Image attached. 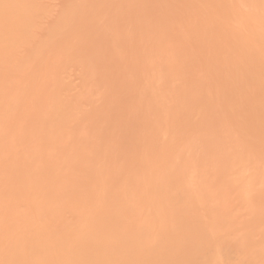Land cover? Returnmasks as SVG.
I'll list each match as a JSON object with an SVG mask.
<instances>
[{
    "label": "bare ground",
    "instance_id": "obj_1",
    "mask_svg": "<svg viewBox=\"0 0 264 264\" xmlns=\"http://www.w3.org/2000/svg\"><path fill=\"white\" fill-rule=\"evenodd\" d=\"M38 1L39 0H0V264H234L236 260L239 261V262L236 261V264L237 263L238 264H240V263L241 264H244V263L245 264H258L259 263L260 264L261 262H262V264H264L263 263L264 260H262V259H264V257L262 256V255H264V253H263L264 252V240H263L264 236H263V239L260 238V237H262L261 234H264L263 233L264 228H263V226L262 227L261 226L256 227V225H260V223H262V225H264L263 224L264 220L262 222L260 220V219L264 218V210L260 211L264 206L261 209H259L260 202H259V204H257L258 207H257L256 203L255 204L252 203L253 200L255 201V198H256V202H257L258 197H259V199L260 198L264 199V189L262 191H260L262 188L259 189V187H261L262 185L264 186V174H263L264 168H262V167H264V157L261 156V158H260V157H258V156H260V154L258 156L256 155L255 158H257V159L259 158L261 160L256 159L254 161L253 155L257 154V152L255 153V151H254L253 152L254 154H252V150H254L258 146H256L255 148H254V146H252L254 148V149L250 150L252 155L249 154L250 153V151H248L249 148L247 150V147H246V144L248 143V145H249V142H250V145L251 144L253 145V142H255V145H257L256 144L257 142L255 140L257 138H258L257 141H259V140L262 141V138L260 139V137H263V139H264V135L261 136L262 134H264L263 133L264 129H262L263 132L261 130L262 126L264 127V81H262L263 79L261 80L263 83L258 81L260 79L259 73L263 74L262 78L264 77V73H262L264 71L261 72V69L262 68L264 69V0H247V1L239 0L241 4L239 3L238 0H233L232 2L236 1L238 4H240V5H238L237 3L236 4L233 3V5L235 4V6L232 5L230 0H222V1L221 0H203L201 2L199 0H195L196 2H194V1L192 2L190 0L192 2V4L193 3L197 4V1H198V5L200 3L201 7L203 5L202 2L205 3V1H206V5H204L205 7H213V9L218 8V7H221L220 3L223 6V8H221L223 10V12L218 8L222 12V14L217 12L221 15H218L217 13H215L216 12V10H215L213 16H210L212 14H210V15L208 14L209 16H207L206 12L211 13V11H212V13H213L214 10L211 8L212 10L209 11L210 9L206 8V9H208V10H206L205 7L204 8L202 7L201 9H199L200 5L199 6L196 5L198 7L197 8L198 12H200L199 10L204 9L203 11L206 10L204 12L205 14H203L202 11H201L202 15L199 13L194 14L193 12H195V11L193 9H192L193 12H190V13H193L194 16H196L197 14L203 16V17H201V16L197 17L199 15L196 16V18H199V19L201 18L200 20H198V21H201V23H203L202 19L206 20L205 18L206 17L208 18L209 23L206 22L207 23L206 24L205 21H204V23H205L206 27L208 26L207 27L208 30H206L207 31L206 33H209L208 34L209 37H206V38L204 37V38H205V40L210 39V41L212 43L214 42L215 44L214 43L213 44L216 46H212L209 44V46H207V47L212 46V48H215V49L219 48L218 49V57H215L217 55H215V53H214L215 51L213 52V55H215L214 58H212L213 55L210 52L212 48H210V51H209L211 53V56L209 55L210 53L206 54L205 52H203V50H202V52L200 51L201 53L206 54V55L204 54L206 56V58H208L209 56L212 59L216 58L214 60V62L217 63V61H216L217 58H219L221 56L219 54H221V52L225 53L222 51L223 49L221 50L220 48H223L225 46V42L229 43L230 38L232 40V39H234L232 37H235L236 39H234V40H237V42L239 40H240L239 42H241V41L243 42V40L245 41V39L247 40L246 41L247 45H246V42H245V44H244V42H243V44H242V42L241 43L238 42L239 44L238 45L236 44L237 46H235V48L241 47V49H243L242 51H244V52H242V54H245V55L244 56L241 55V53H240L241 51L238 52L241 49L238 48V50H236L238 53V56L241 55V56H239L240 58L238 59L237 54H235L236 51H233V53H231L228 46H226L228 48L227 49L225 47L226 50H229L228 53H231L233 55L231 58L229 57L230 58V60H229L226 53L224 54V57L222 54V59H220V58L219 59L224 63V65H222V64L221 65L223 67L226 66L227 69L228 68H230V69L227 71V70H224L225 68H222L221 71L224 70V71L228 72V73L225 72V74H229V73L231 74L232 73L231 75H233L235 77L237 73L239 74L240 72H242V70H244V71H246L244 74H248V77H250L252 74V77H253V73H255L254 71L261 68L260 72H259V70L256 71L257 76L259 75V77H255V76L254 77L258 79L257 82H260V84H262V86H260L259 83H255V84H258L257 88H259V89L255 88V86H256L255 84H254V89H255V91L257 89L258 92H254V89H253V91L251 90L255 94L258 93V96H256V97H255V95H253L254 98H257V99L252 100V99L248 98V96L249 97H251V96L248 95L249 94L248 92H247L248 94H246L245 90L241 92V94L244 93L243 96H245V95L247 96V98L245 96L247 101H249L248 99H250L249 103L246 101V104L244 101L245 98H243V96L240 95V92L236 94V91H235V86L237 85L236 80H238L239 75H241L240 78L242 77V79H243L244 78L242 76L243 73L242 74L240 73L239 75L237 74V76H238V78L236 77L237 79L233 78L231 76L233 79V82L231 81V79H228L229 75H228V78H226L227 75L222 74V75H225L224 80L227 79L225 81L226 83H229V82H231L232 84L235 83V85H232L234 88L233 91H235L236 97L239 94V96H241V98H242V99L239 98V96H238V98H235V100H234V98L233 99L231 98L233 100V102H232V100L229 99L230 98L229 95L232 94V93H230L231 90H229V89H231L230 88L231 86L228 84L226 86L225 82L221 78V81H223L224 86H226V87L229 86L228 87L229 89H226L229 91V95H228V92L227 91L225 92V89L223 91V89L221 88V86L223 85L222 82L220 83V84H222L221 86L218 84V80L220 82V78H219L220 76L217 77V78H219L217 80L216 75L215 76L213 75L217 81L215 82V79H213L214 77L212 78L213 79L212 81H214V83H216V85L218 84L224 93L220 90V88H218V90H217L216 87H218V85L217 86L214 85L216 88L215 90L218 92L220 91L219 93H223V94L227 93L225 95V97L229 96V98L227 100H229L231 103H235V104H230L229 101L226 102V99L222 98V97H224V96H222L223 94L220 95L218 93L220 95V97H219L217 95V93L215 92L216 93L215 97H217L220 102H222V103L226 102L225 104H222V106L218 102L219 103L218 105H220V109L217 106V102H216L217 98H215L216 101L215 100L213 101L212 95L210 96V98H207L209 96L206 97V95L210 94L209 92H212V94H215V93H213L215 90L211 89L212 91L208 92L207 90H205L206 89L205 87L209 88L212 86V85L208 86V83L211 84L212 81L209 80L207 77L209 75L212 77V75L210 74V70H209L210 67L212 69L215 65V67H219V69H220L222 66L220 67V65L218 66L216 63L211 62L213 60L208 62L207 59L205 58V56L204 55L202 56L201 54H200L201 57L197 56V55H192V56H195L193 58L199 57V58H197V60H199L198 62H200V63H197L198 66L196 65V63L194 65L190 64V63H194V61H196V59L193 60V58L191 56L194 48H192L193 49L192 50L190 45H187L189 48H188V51L186 52V48L185 47L183 48L181 45V44H183L184 41L189 42L187 39H190L191 35H190V33H188V37H187V34H185V33H187L186 32L187 29H186V31L183 30L185 32V33L183 32V34L186 35L184 37L185 38L187 37L186 40L184 38V40H182L181 42H178V40H181V39H179V37H178L179 32H177L176 30H178V28L183 26V24L185 23L183 21H186L184 19L187 18V15H189L188 13L187 14L185 13L184 14L185 16L184 15L181 16V15H179V12H181V11H179L178 13L173 12L174 14L181 16V17H178V16L176 17L172 13L173 16L176 17V18L174 17L175 20L177 18H179V22H178V19L176 20L178 22V24L182 20H183L182 21L183 24H179L180 25V27H179L177 22H176V24H175L176 26L175 25L173 26L172 24L175 23V21L173 20L174 23H171V26H169V25L167 26L168 28L171 27V30H172V27L173 28L175 27L173 29V31H170L169 30L170 28H169L168 34H162L161 32H164V30H163L164 28H163L161 30V32H159L163 36H166V35L169 36V34H170L169 32H172V36L175 35V37L177 38L176 41L171 42L172 40H175V37L174 36L172 37L170 35L169 39H168L169 42H168V40L166 41V39H167L166 37L163 38L161 36L163 39L166 38L164 41L168 42L170 45L175 44L174 42L178 43L177 45L175 44V47L177 46L176 48L174 47V45L173 46L167 45L169 48H171V47H173V48L169 49V51L171 52L170 53L168 51V49H167L168 47H167L165 49V50H167L165 52V54L168 55V53H169L173 57H174V55L178 56L179 53L181 54V52L178 51L181 48L183 53H184L183 57L186 56V57H184L186 59L176 56L175 59L172 58V60L174 59L173 60L174 62L171 63L169 60L165 59L166 57L165 58H164V56L162 57V55L160 54L161 50L159 48H158L159 52H157L156 46L158 43H154L152 40L147 39L148 35L150 33H152L153 31L155 32L154 28L151 31L152 26H154L155 28L158 29L160 27V25L161 26L163 25V24H161V23H163V20L167 19V18H164L162 20L160 18L162 20L161 23L159 24V21L157 22V20H159L158 14L161 12V10L159 8L162 9V5L164 7V4L161 5V3L163 1H167V0H161L162 2L158 0L160 2L161 6H157V5H159V2H157V5H156L157 0L156 1L150 0L151 4H148L149 0H146V2L148 1L146 4H143L144 3L143 0H141V1L131 0L132 3L134 2L133 4L135 5V8L138 7V6H136L135 2H139V3L141 2L142 7L149 5L147 7L148 11H147V9L143 8V10L145 9L144 10L145 12L150 13V15H149V13H147V15H149V16H147L146 13H144V16H142V14H141L142 12L140 13V11H141L140 5L141 4L139 5V9H138L140 14L135 13L136 10H134L135 12L134 11L132 12V8L134 5L131 4L130 0H118V1L117 0H115V1L114 0L113 1L112 0H71V2H69L68 0H64V3L69 2V3H67V5H69L70 3L71 4L69 6H67V8L64 12L62 11V9L66 7V4L62 3L60 5L62 7L65 5V7L60 8L61 10H59V12L61 11V13H59V14H61V15L59 17L57 16L58 13H56V15H55V12L52 13L51 12L52 10H50L52 8L48 7L49 3L47 5L46 1L49 2L50 0H42L45 2V4L47 6H44L45 4L43 5L44 2H42L41 0L40 1L42 3L39 1L40 6H38V4H39ZM125 1L126 2L130 1V4H129V2L127 3L128 7H127V5L124 4V3H126ZM154 1H155L156 6H154V4H153ZM170 1L172 2V0H169L167 3L169 4ZM176 1H179V0H175V3L177 5L178 3ZM180 1H179V3H181ZM217 1L218 2L221 1L218 4L220 6H218V7H217V5H215V2H217ZM227 1H229L231 4L228 3ZM112 2H114V4L116 6L119 4L117 6V8L115 7L114 4H111ZM183 2H186V3H181V4H183L182 5L183 7L182 6L181 7L182 8H185V7L188 8V6L186 5L188 1L183 0ZM246 2L247 3L249 2L247 4L248 6L245 5ZM167 3H165V4L167 5ZM152 4H153V6H152ZM170 4H169L170 7H168L166 10L163 8V10L165 11L164 12L162 10L163 13H166L167 10L169 11V13L172 12L170 10L172 9V6L174 8L175 4L172 3V6ZM192 4L190 5V2L188 3L189 6H193ZM41 5H43V6L41 7ZM166 5H165V7H166ZM176 5H175V7H176ZM184 5H186V6H184ZM236 5H238V6H236ZM241 5H243V7L246 6L248 8H251V10H249V12H252V13H248V8L246 10L244 9V11H246V12L242 11L243 9L241 10V8H240ZM131 6H132V8H131ZM231 6H233V7H231ZM250 6H253V7H250ZM126 7H127L128 12L131 13V16L129 15V13H126L127 10H124V8H126ZM149 7L153 10H151ZM153 7H155V8L159 7L158 8L159 10L157 12H159V11L160 12L157 15H156L157 12H155L157 9H155ZM39 8L41 9L40 15H41V13H43V15H44L47 12V14H45L44 18H43V15H41L42 16L41 17L38 14ZM46 8H49V9L44 10ZM128 8H130V9H128ZM194 8L196 9V7H194ZM176 9L179 10L177 7H176ZM176 9H172V10L176 11ZM42 10H44V11H42ZM130 10H131V12H130ZM185 10H183V13ZM192 10L190 9V11H192ZM121 11H124V12H121ZM187 12H189V11H187ZM196 12H197V10H196ZM49 13L54 15V16L51 15L52 17L56 16L55 19L59 18V21H58V23L54 24L53 22H49V20H47L46 24H47V22H49V24L52 23L50 26H52L53 24L54 25L51 28H49L48 32L47 31L45 32L44 29L48 30V29H46L47 25H45L46 28H44V27H42L43 26L42 24H44L43 22H45L44 20L46 18L48 19L50 17ZM124 13L128 14L127 18L130 16L129 20H130V18L132 19V15L134 16V18L136 16H137L136 18H138V15H139L141 20H137V21H135V19L130 20V22L135 21L134 22V23H136L135 25H137L140 21L141 22H143V21L148 22V17L151 16V13L153 16L155 14L154 17L152 16L153 19H155V18H157V19L153 21V19H151V17L149 18L150 20H152V21L149 20L150 24L153 22L152 26L149 25L150 26V33L146 34L145 33L146 31L144 30L145 29L144 28L143 30H144L145 34H143V38L142 37L140 38L141 32H140L139 37L137 35L134 36L135 35L134 33L138 34L139 28H137V27L139 25H141V23L138 24L137 27L135 26L134 28H132V26H134L133 22L130 23V24H133L131 26L130 24H128L129 20L127 19L128 22H126L127 23V25H126L125 19H124V17L126 15ZM169 13H168V15H169ZM37 14H38V16H37ZM119 14H120V16H118ZM135 14H137V15H135ZM172 14H170V15H172ZM193 14L190 15V17H192ZM170 15L168 16V18L170 17ZM36 16L38 19L35 18ZM108 16L111 17L112 20L114 17L116 18L118 16L117 19L119 21L116 20L115 18H114L115 19L114 21H116V24L118 22L119 25H116L115 22H114L115 26L112 25L113 21L110 20L108 18ZM145 16L147 17L146 20H144L146 18ZM194 16H193L192 22L195 23V21H194L195 17ZM182 17L183 18L185 17V18L183 19ZM210 17L212 18L211 26L213 29L211 28V30H214L213 32L209 28L210 22H211V21H209V19L211 20ZM34 18L37 19L38 22L37 21L34 22V20H35ZM41 18L43 19L42 20L43 22H41L42 26H40V28L41 27L43 28V31H44L43 34L45 33L46 35H44V38L42 37L41 40H38L37 44L33 43L35 45H33V44L31 45L32 39H34V40L40 39L41 33L39 34L40 38L37 36H36L37 38L36 37H34V38L29 37V40H31V41H28L30 43L29 46L31 45L32 47L29 48V46H28L27 50L31 51V55H29V57H27V55L30 54V51L28 53V51L26 50L25 53L27 55L25 56L26 57L25 58L22 56V54H24L25 50H23V52H21V50H22L21 46L23 44H25L24 42L27 41L26 38L28 37V35H30L29 33H31V31H33L31 33V36H35L34 34H38V32H35L34 30H32V29H34L32 27H34L33 23L34 24L38 23V24H35V29H38V27L40 25L39 22H40ZM106 18H108V19H106ZM142 18H144V19H142ZM196 18H195V20H196ZM180 19H182V20H180ZM189 19H188V21H189ZM51 20H53L55 22L54 18L53 19L51 18ZM109 20L111 21V23L106 24V22ZM165 20H164V22L166 24H164V25H167L168 22H167V20L166 21ZM171 20H170V22H172ZM120 21H123L124 23L123 22L119 23ZM170 22H169V24H170ZM49 24H48V26H49ZM121 24L124 26L123 27L124 29H126L129 26L130 30L127 28V32L128 31L130 32L131 30H132V32L134 31V33L130 32V33L134 34L132 36V35H127L128 33L126 32V30L125 31L123 30L126 33V35L128 37H130L129 39H131V47L132 48L135 45L136 46L139 45V47L137 46V48L141 47V49H140L141 52H140L139 57L137 54L134 55V56H137V58L134 56H133L134 57L133 58L131 56L134 54V51L137 53V51L139 50V49L136 50V47H134L135 50L133 51V54L131 52L133 49L132 50L130 49L131 47L130 48L128 47L131 50L130 52L128 51L127 46H126V42L124 43V41L128 40L127 36H126L127 37L126 40L124 39L125 37L123 38V36H125V35H122V33L120 34V35H122L121 37L117 36L116 33L122 32L121 30L123 28L121 27L122 26ZM145 24H147V23H145ZM190 24L193 25L192 23H190ZM197 24H196V27H197ZM239 24L241 26H238ZM37 25H38V27H37ZM107 25L108 26L111 25L112 28L109 27L110 30H109V28L107 29L106 28ZM157 25H158V27H157ZM188 25L189 24L185 25V26H187L186 28H188ZM141 26H142V28L146 27L145 25H141ZM177 26H178V28H176ZM117 27H119V28H117ZM167 27H166V30H167ZM190 27H189V30H190ZM194 27H192V29L195 32L196 29ZM240 27H241V29L242 28L243 29L245 28V29L241 30V29H239ZM40 28H39V30H40ZM114 28H115V31H114ZM136 28H137L138 32L135 31ZM160 28H162V27H160ZM198 28H199V26H198ZM201 28H204V29H202V31L204 30L203 32L199 28V30L201 32V36L206 35V33L204 34V32H205V29H207V28H205L204 25H203V27L201 26ZM111 29H113L114 34L111 31ZM140 29H141V27H140ZM180 29H182V27ZM106 30L111 31L112 33L109 31L107 32ZM147 30H148V27H147ZM166 30L164 33H167ZM239 30H241V32ZM36 31H38V30H36ZM83 31H88V33L92 32V34H93V32H96V34H98L97 35L98 37H96V38H98L99 42L102 38H104V40L103 39L102 40L105 41V37L108 36L109 33H110V35L112 34L113 36H115V34H116V37H114L115 39L113 38L114 41L112 39V42L110 39H108V40H110V42L107 41V43H106V41L103 42L101 40V45L104 46V44H106V46H104L105 48L109 46L108 44H110V46H111V47L110 46L108 47L109 49H111V51L108 48H107L108 50L105 49V51H109V53L111 52L110 53V59L111 60L113 59V61L116 60L117 62L120 61L121 59L123 60L125 57L123 52L125 53L124 50L127 49L126 53H128V52H129V54L131 53V55L129 57H132V59L128 58V57L127 58L130 59V61H135V59H136L138 62V65L136 64L137 65L136 68L134 67L135 64L132 65L135 62L130 63L132 67L130 65H128L132 69L135 68V70H134L135 72L132 71L135 74V78L133 77L130 79V77H132L134 75L132 73V76H131L130 73H131L132 69L130 70V67H129V70H128V68L125 67V66H127V64L126 65L123 64L124 65L123 67H125V69L128 70V71L127 70L126 71L129 73H126L124 68L121 67L125 71L126 74L130 75V76L128 75L129 78H127L128 81L130 82V84H132V86H134L135 84L137 85V87L134 86L136 88V90L133 89L134 87L133 88L131 87V91H130L129 87L131 85L128 83V81H127V83L129 85H127V83L125 84V85H127V87L129 86L128 88L130 91V95L132 94L131 93L132 90L135 91L132 94L133 98L130 95H129L130 97L128 96V98H132V100L135 103L134 107L137 106V110L139 112V113L138 112L136 113L137 110H135L136 119H133L135 117L134 113H133L134 110H132L133 106L132 107H131V105H130V107L128 106L129 110L130 109L132 110L131 111L132 114L128 110V107L125 106L127 109L128 115L130 114V115L134 116V117L133 116L130 117L133 119L132 121L128 120V121H126L125 125H123V126H127L129 124L128 127L130 130L127 131L126 130L127 127L126 128L123 127L126 130L125 133L118 131L122 128V125H121L122 123H120V124L118 123V126L121 125L120 128L117 126L118 129L116 126L115 127L112 126V124H114V123L109 124L111 127H114L117 130H115L114 128L113 129L110 128L107 125V123H105L106 118H107L106 115H108V111L107 112L102 111L103 112L102 113L100 110V112L102 113L101 115H103L104 113L105 114L107 113L106 115H103L106 117V118L105 117L102 118V120L104 121V123H103V121L101 120V117H98L100 115V113H98L99 110L97 109L101 103V105L104 106V107L102 106L104 111L108 110V109L105 110V107L107 106V104H106L107 98H105L106 95H107L106 97H108V99H109V97H111V98L113 97V99H114V97H116V92L114 90L115 88L113 89L112 87H115L116 85H119L121 83L120 80L122 79V77H121V79H117V77L120 78V76H122V74L124 73L123 70L120 68V66H121L120 64H122V63L119 62L120 63L119 64L117 62H114L116 65L114 64V67H113V62H112L111 63L112 65L110 64L111 65L110 67L115 68V70L110 68L107 65L109 70L110 69L114 70V71H110L113 73V72H116V70H118L117 65L119 64L118 68L123 73H121V71L118 70L119 72L117 71L116 73H119V74L121 73V75L116 74V78L114 77L115 75L113 73V75H114L113 77L115 79L112 77V75H111L112 73L110 74L111 78H110V76H108L109 71L107 68H106L107 69L106 71H108L107 73H106V71L102 72V70H100V74L102 73L104 76H105V74H106V76H108V77L105 76V78L107 79L106 82H108V80H109V82L113 81V80L114 81L119 80V84L117 82L113 81L114 84L112 85V87H111L112 83L110 84L109 82H108V85L103 86L104 80H102L103 81V83H102L103 85H102L101 84L102 77H100L103 75L102 74L99 75L98 72H99V69L104 68L103 70H105L106 66H103V65L101 66V65H99V63L100 64L102 63L101 60H103V61L106 60V62H107V60L109 58L107 55H109V53L108 52L106 53L103 50L104 51L103 57H104L105 53L107 54V55L105 54V56H107V57H105L106 59L104 60V59H102V57H99V54L93 50V48L95 49V47H93L94 46L93 42L90 41V42H88V44L85 45L86 39L82 34ZM140 31H142V29ZM157 31H159V29ZM174 31H175V34L173 33ZM180 31H182V30H180ZM210 31L212 32V35H211ZM194 32L192 34H195ZM242 32L247 33V35L243 34ZM155 33H157V32H155ZM176 33H178V35H176ZM213 33L214 34L216 33L217 35L219 34V36L223 35L224 39L227 40V38H228V41L223 40L222 37H221L222 39L221 38L218 39V36L214 35ZM241 33L243 36L241 35ZM104 34H105V37H103ZM180 34H181V32H180ZM99 35L100 36L102 35L101 39L99 38ZM145 35H146V37H145ZM151 35H153L152 39L154 40V38H155L154 35H156V34L152 33ZM151 35H149V38ZM113 36H110V37H113ZM201 36L199 38H201ZM171 37H172V39H171ZM180 37H182V39H183L182 34ZM193 37H195V36H191L192 39H190V41L194 40ZM83 38L85 40L82 44H83V46H85V49H84V47H81V43H80ZM117 38H120L119 40H122V41L124 40L123 43L120 41L121 44H123L122 46L120 45V42H119V45L121 46L120 48L122 50L119 48L117 41L115 42V40ZM196 38L198 39L197 34H196L195 39ZM106 39H107V37H106ZM203 39H198V41L200 42ZM139 40H140V43L138 44ZM146 40H148L147 43L149 41H152L153 44L152 43L151 44L153 46L155 45L154 50H156V51L152 52V49L154 47L152 48V46H150V45L148 47ZM156 40H159V39L156 38L155 42H156ZM221 40H222L224 45L222 47H219V46H221V44L218 41H221ZM159 41L164 42L163 40H159ZM195 41L196 40H194V42ZM206 41L209 42V40H206ZM186 42H184V44H186ZM199 42H198V44H200L199 45L200 48L202 46L203 47L206 46V43H204L203 41H202V43H204V44L199 43ZM211 42H209V43H211ZM217 42L220 44L219 46H217L218 45V44H216ZM168 43H166V44H168ZM171 43H173V44H171ZM231 43L233 45H235V41H234V43L233 42H231ZM231 43L229 45H231ZM159 44H158V46H159ZM189 44H190V42H189ZM242 45L247 46V48L242 46ZM24 46H26V44L22 46L25 49L26 47H24ZM76 46H79L78 49L76 48ZM89 46H90V48H88ZM123 46L126 48H124ZM129 46H130V43H129ZM164 46H166V45H164ZM196 47H197V45L195 46V50L199 52L200 48L197 47L199 49V50H197ZM207 47L203 48V49H205L204 51H206L208 49ZM230 47H232V45ZM79 48H81V49H79ZM232 48L233 49L230 48L231 51L235 49L234 47H232ZM244 48H245V50L247 49L252 56L253 55L256 56V59H255V56L251 57V58L255 59V60L253 59L254 61L252 63L250 61L251 59H250V56L248 55V52L246 51V53H245ZM74 49L76 50L77 55L79 53H81V55H83V57L80 54L78 55L79 57H81V59L86 58V56H88L87 58L89 59L88 60L86 58L89 62L83 64V68L86 67V65H88V64H89V66L84 68V69L82 68L83 70H80V73H82L80 78H84V77L85 78L83 79V81H81V82H83L81 84V86L80 87L78 86L79 89L77 91H78V93L81 94V96L79 98H76V96H79L78 94H74L72 92V90L74 88H77V87H74L73 83L71 81H68L64 77V75H66V71H67L66 69L69 66L68 63L69 64L71 63L70 66L73 64L74 66H71L73 68V67H76V65H75V63L77 62L76 58L81 60L77 56H76V58L73 57L72 53H73ZM176 49H177L178 53H176L177 52ZM189 49H190V51H189ZM82 50L85 52L82 53ZM89 50H91V51H89ZM184 50L186 53L184 52ZM208 50L206 52H208ZM219 50H221L220 53H219ZM172 51H176L175 52L176 54L173 52V54H174L173 55ZM20 52L22 54H20ZM87 52H89L90 54H88ZM91 52H93V53H91ZM198 52H195V54ZM126 53H125V55H126ZM154 53L157 56L160 55L158 57V59H156V61L157 60H159V62L161 61L162 62L161 64L158 61L157 62L159 64H157V63L155 64V57L156 56H154ZM216 53H217V51H216ZM91 54L92 55L95 54V55H94V57L92 56L89 58V56ZM162 54H164V53H162ZM185 54H188V55H185ZM96 55H98V57L101 60H98V57ZM228 55H230V54H228ZM171 56L170 57L167 56V57L169 59H171ZM188 56L190 57L189 59L187 58ZM233 56H236V57H233ZM245 56H246V58L244 59ZM96 57H97V59H95ZM160 57L163 60L162 59L160 60L159 59ZM202 57H204L206 59L205 60L206 61L205 67H204V65L199 66V64L201 65V62L203 61ZM210 57L208 58L209 60H210ZM225 57H227V58L225 59ZM241 57H243L242 59L245 60L244 62H246L247 57H249V61L251 63V64L249 63L250 65L248 64V66L246 68L244 67V69H243L242 65H244L245 63L243 62V60H241ZM91 58L93 61H95V60L96 61L93 62L91 60ZM138 58H140V59H138ZM200 58H202V60ZM69 59L70 60L72 59L73 61H74V59H76V61L72 62V60L70 61ZM219 59H218V61L221 62ZM227 59L229 61V62L227 61L228 64H226L227 62L225 63V61ZM111 60L108 62H111ZM125 60H126V57H125ZM190 60H192V61H190ZM84 61L85 60H83L82 62L84 63ZM97 61L98 62L100 61V62L98 63ZM127 62L128 61H125L124 63H127ZM129 62H128V64H129ZM31 63H32V65H31ZM203 63H205V62H203ZM210 63H212L211 66H210ZM29 65L31 67H29ZM95 65H97L98 67L97 66L95 67ZM70 66H69V68H71ZM189 66H192V67H189ZM206 66H207V68H206ZM258 66H260V67H258ZM65 67H66V69H63ZM199 67L200 68L202 67V68L199 69ZM203 67L205 70L203 69ZM69 68H68V71H69ZM96 68H97V71H95ZM191 68L194 69V74H193V71L191 72V70H192ZM196 68H198L199 71H197L198 69H196ZM202 69H203V71H202ZM219 69L216 70V72L219 71ZM64 70H65V72H64ZM78 70H79V68H78ZM81 71H84V72H81ZM214 71L211 70V73L213 74ZM224 71L222 73H224ZM197 72H199V73L201 72L202 75L204 73V76H201V74H200L198 77ZM125 73L123 76H125ZM61 74H64V75L60 76ZM215 74H219V73H215ZM95 75L99 76L101 79L99 77H96ZM104 76H103V78H104ZM186 76H189V77H186ZM60 77H62V78H60ZM194 77H198L197 78L198 80ZM248 77H245L243 80L247 79ZM252 77H250V79L248 78L249 80L246 81V82L249 81V84H247L245 81L242 80L241 85L244 86L247 84L246 86L248 88V85H250V82H251V86H252V84H253ZM94 78L97 80V82L95 81V83H94V80H95ZM191 78L195 79V81ZM124 79L127 80L125 77H124ZM183 79H185V81H183ZM200 79H203L202 82L199 81ZM64 80H67V81H64ZM190 80H192V81H190ZM208 80H209V82H207ZM255 80L256 79H254V82H256ZM90 81H92V83ZM99 81H101V82H99ZM62 82H64V83H62ZM89 82H90V85H89ZM192 82L193 83L195 82L194 86L196 84L200 83L201 85H199L200 86L199 89H197L198 85H196V88H195L196 91H194V89H193L194 87H193V85H191V84H193ZM238 82L240 84L239 80H238ZM242 82H244L246 84L243 85ZM68 83L71 85H69ZM97 83H99V84H97ZM124 83H125V81H124ZM124 83L122 81V84H124ZM137 83L139 84V86ZM182 83L183 84L186 83L185 84L186 86L185 85H183V86L187 89V91L185 88H183ZM65 84H67V85L65 86ZM84 84H85V86H87L86 89H83V88H85ZM91 84L92 85L97 84V85L92 86ZM100 84L106 88H107V86H108V88L111 87L112 90H114V92H115V96L109 95V94L113 93L111 91V89H109V90L112 93L109 92V90H108L107 91L108 94L106 92L99 94L101 89H102L101 92H103V90H104L102 87H101V89L98 88V90L100 89L99 92H98V90H95V92H94V87L97 88V86ZM188 84H190L191 86H188ZM125 85H121V86L119 85L120 89L122 87V90L127 89V91H128V88ZM241 85H240V87L243 89V87ZM67 86H68V92H70V94H67V95H69V97L66 95V93H68L67 88H66ZM71 86H73V87H71ZM90 86L93 88H89ZM124 86H125V88H124ZM224 86H222V87H224ZM246 86L244 88H246ZM69 87H71V89ZM81 87H83V88H81ZM116 87L118 88V86H116ZM65 88H66V90H65L66 92L63 93ZM88 88L90 91L89 90L85 91ZM188 88H190V89H188ZM202 88L203 89L205 88L204 90L209 94L206 93V95H205V91L203 92L201 90ZM238 88H239V85H238ZM252 88H250V89H252ZM82 89L84 90V92ZM240 89H237V90H240ZM80 90H82V91H80ZM188 90L190 91V93L193 92L195 97H196V94L198 93L197 90L204 93V94H200V92L198 93L202 96L201 105L203 107L201 105H199L201 108L198 107V109H197L196 102H194L195 98H194V96L192 97L191 94L190 95L188 94L189 93ZM209 90H210V88H209ZM91 91H93V92H91ZM96 91L98 92L99 95H104L105 102H104V99H102L103 100L102 102H104V103H102V102L97 103L98 107H97V104H95L96 105V110H95L93 108V104H94L92 102L93 100L92 99L89 100V98H92L93 96L88 98V93L91 92V93H93L92 95L96 96L97 95ZM72 93L75 95V97L72 96ZM91 93H89V94H91ZM63 94H65L64 97H63ZM121 94L123 95V92ZM117 95H119L121 97V95L119 94V90H118ZM124 95H125V93H124ZM119 96H117V97H119ZM203 96L205 99L203 98ZM233 96H234V94H232V97ZM122 97L125 98L126 96H122ZM191 97L194 98L193 101H192V99H190ZM206 98L211 99L213 102L212 101L210 102L209 100L207 102ZM115 99H117V100H113V101L117 102L119 98H115ZM127 99H125V101ZM203 99L206 100V102H204ZM221 99H224V100L222 101ZM87 100L89 102H92V104L89 103ZM111 100L112 99H109V103L107 102L109 105H110V103L111 104L114 103ZM80 101L85 103V104H83V109H85L86 106L89 107V104H91V106L89 108H90V110L93 109V111H95V112L91 113L92 110L91 111L87 110V107L85 110L89 111V115L91 114L89 117H92L93 119L95 117L94 116L95 113L99 114L98 116H96V119L98 117L100 119V121H102V123H103L102 128H100L101 124L99 125L100 127H98V124L96 125V123H99L98 119H97L98 120V122H97V120L95 121L92 118L88 119V116L82 114V112L80 111V108H79ZM122 101L123 102H121V101L120 102L123 104L127 103V102L124 103V100H122ZM252 101H254V103ZM202 102H204V103H202ZM251 102L253 104H251ZM121 103H118V105ZM129 103H127V105H129ZM191 103H193L192 106L193 107L195 106L197 111L199 109H201V111H202L204 108L206 109L207 107H209V109L211 110V111L208 110V108H207L208 112L204 110L206 113V114L204 113V116H203V114L202 115L200 114L204 111L200 112V110H199L197 113L195 110V107L192 111V113H194L195 118L198 117L200 119L202 116V119H203V121H201L202 123L199 121V124L200 123L202 124V125L200 124V126H199L200 130L197 128L198 127L197 125H199V124H197L198 120H199L198 118H196L197 122L195 121L197 127H194L195 123L193 126V128H194L193 131L195 132L196 129H197L196 131L199 130L197 133L199 135H193V131L190 129V127L192 128V126L189 127V129L192 131V133L191 132L189 133L191 135H189L188 133L184 134L185 131H190L188 129H183L180 126L184 130V132H183L182 129H174L173 125L171 126L173 121L176 122L175 126H179L180 125V124L178 125L179 121L184 120V123L186 124V122L190 123L194 119L192 116L191 117L192 119L190 118L191 120H189L188 117H190L191 115L187 116L188 114L191 113V110L193 108L190 105ZM209 103H211L210 106H207V107L204 106L205 104L209 105ZM212 103L216 104L215 106L218 108V110H222L221 108L224 105L223 109H225L227 107L229 111L230 110H231V112L233 111L232 112L233 115H232L231 112L229 113V111L225 109L227 111L228 115L229 114L232 115V116L230 115V117L235 116V114H237V113L239 115L240 109H242L240 107L244 108L243 104H245V105H247V103L250 104L251 106L247 105L248 106L247 111L245 110L248 114L245 113V111H243V110H242L243 112H241V115L243 113L242 116L246 115V117L248 119V120L246 119L243 121V119H245L243 117V119L240 121L242 123L241 125L244 124L243 125V131L240 130V127L242 128L241 125L239 127L240 122L235 120L236 118L233 117V119L239 123L238 124L233 119H231L229 116H228L229 117L228 119L230 121L231 120L234 121V123H232V124H235V123L238 124V126L237 125H234V126L236 127V129L238 127L240 134H239V132L233 133L234 129L232 131H229L232 128H234L232 126V124H231L232 127L229 130H227L228 128L226 127L225 123H230V121L227 122L228 119H227V121L225 120L227 116L225 117V116L221 115L223 113V111L220 112L218 110H215L217 108L214 107V105ZM227 103H229L228 106L234 105L233 108L230 109V107L227 106ZM104 104H106V105H104ZM95 105H94V107H95ZM112 105H114V104H112ZM132 105H134L133 102H132ZM120 106H118L120 109H122V107H124V105L121 107ZM181 106L188 108V109L185 108L186 115H185V113H183L184 109L182 108L183 110H181V113L187 117L188 121H185L186 117H184L183 115H181V116H183L184 119L182 117H180V109L181 108L177 112L179 116L177 114H175V112H173L174 114L171 113L173 109L175 110L176 107L179 108ZM118 107L116 109H118ZM213 107L215 109H213ZM126 109H124L125 112H126ZM134 109H136V108H134ZM150 109L151 110L153 109L152 115L154 117V123H152L153 125L151 124L152 126L145 123L146 120L149 119L148 113L151 112ZM124 111L118 112V110H116L117 113L114 111L113 112L116 114L121 113L119 116L123 115V117H124V118L120 119L122 121V120H127L125 118L129 117V116L124 115V114H126V113H124ZM175 111H177V110H175ZM146 112H148L147 115H146ZM30 113H31V115H29L30 118L32 117V113H33L32 119L30 120L28 118L29 120L28 119L26 120V117ZM92 114H93V116H92ZM172 114L177 115V117L175 116L176 119H175V117L173 119ZM152 115H150V117ZM137 116H139V117H137ZM220 116L225 117V119L221 118ZM153 117H151L149 119V121L147 120L149 122V124L152 121L151 119ZM109 118H110V114H109ZM109 118H107V120L111 119V118L110 119ZM137 118H139V120ZM179 118L180 119L182 118V120H180ZM177 119H179V121ZM222 119H224V120H222ZM193 121L191 122V124H193ZM223 121H225V123ZM246 121L249 123L248 124L249 126L251 125V127H254V128H251L252 131H254V129H255L254 136H253L254 138H252V137H250V134H253V133L249 134V131L251 129L247 128V129H249L247 131V134H249V137L252 138L251 140H254L253 142H251V140H249L247 134H246L247 136L244 135V133L246 132L244 130V126H245V129H246V126H248L247 123L245 124ZM93 122H95L93 125L94 126L96 125V126L94 127L93 125H91V126H93V128L91 127V129H89L87 131L88 132L87 134L86 133L83 134V131L86 132V130L88 128L87 127L86 130H84L85 127L89 123H93ZM122 122L124 124L125 121H122ZM110 123H111V121H110ZM142 123L144 124L143 128L141 126ZM180 123H182V122H180ZM104 124H106L109 127V130L105 129ZM145 124H146V126H149V127H145ZM188 125H190V124H188ZM107 126H106V128H107ZM183 127H185V126L183 125ZM228 127H230L229 124H228ZM175 128H178V127H175ZM35 130H36V132H35ZM166 130L167 131L169 130L168 131L169 133H166L167 132ZM116 131H118V133L120 132L119 133L120 137L118 136L117 133H115ZM228 131L232 132L233 135L235 134L234 136H236V134L238 133L239 136L242 137V138L238 137V139H241V140L245 139V141H246V139L248 138L247 140H249V142H246V144H245V141H244V143H241L242 141L239 142L237 137L236 138L233 137L232 135H230L232 133L229 134ZM252 131H250V132H252ZM256 131H258L257 134L259 132H261L260 135L258 134V136H260V137L256 136V138H255ZM33 132H34V134H33ZM126 132H130L131 135H129ZM164 132L166 134H168V137H169V134L171 136L169 138L170 140H168L169 141V144L167 143L168 145H166L167 138H166L165 142L162 141V139L165 140V136H166L164 134ZM99 133L101 134V136ZM133 133L140 134L142 137L140 136L141 138L139 137V139H137V141H135L136 136H134L135 134L133 135ZM241 133L243 134V136L241 135ZM98 134H99L100 140L97 139ZM123 134H124L123 137H125V138H126V135L128 134V139L130 138L129 136H132V135L134 136V137L132 136L131 138H132V141L134 138L135 144H133L132 141L128 142V140L126 138L128 143H132L134 145L133 147H131V150L134 148L133 150H135V152H136L135 155L137 154V157L136 156L132 157V159L134 158L139 162V163L137 161H136L137 163L135 162V165H138V164L139 165L138 166L134 165V166L136 168H138V167L140 168V169L138 168V170H137L134 167L133 171L137 170L135 172H133L131 170V168L129 167V164L127 165V167H129L127 169L128 170L130 169V172H132V173H130L128 170H126V168L124 169L123 168L124 163H121V161H123L122 156L124 157V161H125V157L127 159V156H125V155L128 152L126 151L125 152L126 154L122 155L123 154L122 151H119L120 149L118 150V148H117L118 145H121V147H122V145L125 146V144L126 145L128 144L124 141L125 139L123 140L125 142L124 144H122L123 142H120L123 139L121 137V135H123ZM36 136H37V139L40 138L41 142L43 143L42 144L41 142H39L40 140L38 139L37 142L41 143V144H38V143L37 144H38V146L41 145V146H39L41 148H39L38 146H36V144H34L36 141L35 140ZM160 136L164 137V138L163 137L161 138V141L163 144L165 143V146L164 145L162 146V144H160L161 143ZM228 136H232V137H228ZM244 136L247 138H244ZM12 139L13 140L15 139V140L12 141ZM42 140H44L46 142H43ZM138 140L140 142H138ZM154 140H156V142ZM158 140L160 141V143L158 142L160 145L157 143ZM11 141L14 142L15 144H13ZM261 141H259L258 144L260 143V145H261L262 144ZM97 142H99V143H97ZM150 142L151 143L153 142V143H155V145L156 144L158 145V150H160L159 151L160 153L159 152L158 153H159V155L161 154L159 156L160 158L157 157L158 156L157 153L156 154L154 153L157 145L154 146L152 143V145L154 147H152V146L151 147L154 149V151H153V149L150 148L152 150L153 154H155L154 155L155 158H152L153 154L151 153L150 149H149V151L146 150V149H148V146H149L148 144H150ZM172 142L174 143V146H173ZM262 142L264 143V141H262ZM119 143H121V144H119ZM200 143H202V144L200 145ZM132 144H129V145L132 146ZM34 145L36 147H38L39 149L38 148L35 149L36 147ZM42 145H45V146L42 147ZM60 146L63 147L62 152H61V150L58 149V148L61 149ZM249 147L252 148L251 146H249ZM42 148H44V149L41 151ZM127 148H126L127 150L130 149L129 147H127ZM259 148H261V147L259 146ZM57 149L59 150V152H57L58 151ZM124 150H125V148H124ZM158 150H156V152ZM38 151H40V152H38ZM256 151H258L257 148H256ZM262 151H264V148ZM133 152L134 151H132L129 154H132ZM258 152H261V149ZM120 153H122V154L120 155ZM262 153H261V155H262ZM263 155H264V153H263ZM133 156H134V153H133ZM251 156H252V158H251ZM166 157L169 158L171 163L169 161H167L168 163H170L169 164L170 167H169V165H166L168 167L165 166V169H164V166L162 167V166H160V164L162 163L161 159L165 158L163 160H167ZM74 160L79 161V164L81 165V168H82L81 171L86 173V176H85L86 179H84L82 174H81L82 175V177H81V175H79L80 170L77 169L76 166L72 165V162ZM116 160H120V162L118 163V161H116ZM128 160H129V158H128ZM160 161H161V163H160ZM114 162H116L115 164L116 165L118 164V165L117 166L113 165ZM165 162L163 161L164 164H167ZM76 163H77V165H79L78 162H76ZM126 163H128V162H126ZM158 163H160V164H158ZM196 164L202 168L197 167L198 169L195 168L196 169L195 170L194 167L197 166ZM124 165L126 167V164H124ZM70 166L72 169V170L70 169V171H72L70 173L71 176L73 173H75L77 171V172H79L78 177L80 176L82 178V183H83V179L85 180L84 184H83L84 186H83L81 184V181L78 179L80 182L78 181L77 183L82 185L81 187L79 186L78 189L75 187L76 184H74L75 185L74 187L77 191H79V189L84 187V188H82L83 190L79 193V196L74 193L75 191L73 190L74 187L72 185L73 183H75L74 182L75 180L77 181V179H76V178H78L76 175L77 173L75 174L76 176L73 174L75 176L74 179L72 177L73 180L69 179L70 174L68 175V171H69ZM249 166L250 167L253 166V167L250 168V170H249L248 169ZM108 167H110V168H108ZM75 168H76V171L74 170ZM167 168H170V169L168 170ZM203 168H208V171L210 170L213 173L212 174L211 172H208V173H210L209 175L212 174V176L214 175L213 177H215V178L217 177V179H218V176L220 177V174H221V176L223 177V180H221L222 178L220 177L221 181L218 179L220 181V183H218L217 179L208 176L209 177L208 180L211 179V182H212L211 184L213 186H214V184H213L214 180L216 181V184H218V185L220 184L221 186L217 185L218 187L214 186L215 188L211 187L212 188L211 189L210 188L211 184L209 183L210 181H206V179H207L206 175H208V173L206 172V169H204V173L206 172L207 174L205 173L204 176H199L200 174L203 173V172L201 173ZM109 169L111 171L108 173L109 175L111 174L110 176L106 175V172ZM166 169H167V172L165 171ZM247 169L250 172L247 171ZM73 170H74V172H73ZM194 171H196V172L199 171V173L197 172L198 175H197V173H194ZM126 172H128V173H126ZM251 172L252 173L254 172V174L251 175L252 174ZM166 173H168V174H166ZM194 174H196V175H194ZM215 174H216V176H215ZM217 174H219V175H217ZM247 174H249V175H247ZM107 176L109 177V179L107 178ZM196 176H197V178H196ZM198 177H200V178L205 177L206 179H204V181L208 183L209 187L207 186V183L203 184V182H200L203 179L199 178L200 180L197 181ZM106 178H107V182L105 180ZM194 179H196L197 183L195 182ZM212 179H213V181H212ZM70 181H72V183H70V185H72L71 187H69ZM193 181L195 182L194 183L195 186H193ZM222 181H224L223 184L221 183ZM199 182H200V184H199ZM196 184H197V186H196ZM224 184L225 185L227 184V185L225 186ZM229 184H230V186H228ZM256 185H257V187H256ZM225 187H227V188L229 187V189H231V194L226 195V191H228L227 193H229L230 191L227 190ZM206 188H210V189L208 191H206L207 190ZM252 188H253V190H252ZM257 188L259 189L260 192L258 191L259 192L258 196L256 194L255 196H257V197H255L253 192H251V191H254V189L257 190ZM137 189H138V191L136 192ZM213 189H215V191L212 193V196H208L209 194L211 195V192ZM71 190H73L72 191L73 193L70 192ZM210 190H211V192L208 193ZM233 190H234V193L236 194V196H233L234 195V193H232ZM206 192L208 193V195H207L208 197L205 196ZM256 192L257 191H254V193H256ZM76 193L78 194V192H76ZM74 194L76 196H78V200ZM251 194H252V197L250 196ZM72 195L75 196L73 199H72ZM155 195L158 197H156ZM70 196H71V198H70ZM226 196L231 201V203H232L231 205L233 208H235L233 202L237 204V201L239 199L241 200V202L244 205L242 203H239L240 202V200H239L238 201L239 207L237 206L238 208L237 207L235 208V210L237 209V211L235 212V210H233L231 205H229L230 203H229L228 198H226ZM249 196H250V199H249ZM210 197L213 199V201L215 199H217L220 202V204H217V200H215V202H213ZM231 197L233 198L232 200H231ZM206 198L209 199L210 203L211 202H212V204L215 203L214 205H212L215 207H212V208L213 209L215 208L217 210V212L214 210H213V212H210V211H212L210 207H204L206 203L209 204V202L207 201ZM252 198H253V200L251 202L250 200ZM204 199L206 202L204 201ZM225 199H227L228 204H227ZM115 200H116V202H115ZM262 201L264 202V200H261V204H262ZM216 205L218 208L216 207ZM248 205L250 207H248ZM201 206L204 207L201 210L204 209L205 212L207 211L210 214L205 213V217H204V215H202V213L204 214V212H202L200 210ZM241 207L243 210L241 209ZM251 207H252V209H251ZM205 208H207V209L210 208V211H208L207 209L205 210ZM228 208H231L232 211H230V209H228ZM256 208H258V210H256ZM253 210L255 211V213H257V211H259L258 212L259 215L261 212L263 218L261 217V215H260L261 218L259 216L255 215L253 213L254 212ZM229 211L231 212L232 216H231ZM238 211H243V212H241V213H243V215L240 212H239V215H236V214H238ZM214 212H216V213H214ZM252 213H253V215H252ZM200 214H201V216H200ZM249 214L252 216L258 217L257 218L258 221L260 220L259 224H257L258 223V221H257L256 225H255V223H253V225H252V222L250 225L249 224L250 221L254 220V222H256V220H255L256 218H253L251 220L252 216H250ZM233 215H235L236 217L239 216L238 219ZM247 215H249V216H247ZM136 216H137V218H136ZM138 216H141V217H139L140 221L137 220ZM231 217L233 218V220ZM240 217L241 218L245 217L244 218L245 220L247 217H249V218H247V220L244 222L243 218H242L243 220L239 219ZM141 218H142V220H141ZM236 220H238V222ZM240 220L246 224L249 221V223H248L249 226H251V227L253 226L252 230L256 227L255 230H253V231H255L257 233L258 232L261 233L260 236H259V233L255 234V232H253L251 230V227L250 228L247 227L248 224L247 225H244L242 223L240 224L239 223V222H241ZM233 221H234V223H233ZM239 224L241 226L243 225V227L235 228L237 226L239 227L240 226ZM254 225H255V227H254ZM232 227H234V228H232ZM244 227L246 230H243ZM220 228H222L224 230H220ZM241 228H242V230H241ZM235 229H237L236 233H235V231H236ZM249 229L252 231L253 235L255 234L254 239H253L254 236L251 235V233L248 231ZM260 230H261V232H260ZM216 231H217V233H216ZM220 231H221L222 236L219 235L217 238L218 240H217L215 238V235L219 234ZM222 231H224V234H222L223 233ZM244 232L247 233L246 235H248V232L250 234L248 236H245V234H243ZM237 235H240L241 237H246L247 239H244V238L240 239V237ZM242 235H244V236H242ZM234 236H235V238H234ZM236 238H238V240ZM256 238H258V241L261 240V242H258ZM212 239L213 240L215 239V241H213ZM242 240H245L244 242H247V241L248 242L244 243ZM230 249L232 250L231 252H230ZM229 253L231 255L233 254V256H235L236 260L233 259L234 257L231 256ZM236 254H237V257L240 258L241 260L236 257ZM228 256H231V258L235 261L233 262L232 260L228 259ZM246 257H248V261L246 260V262H244L245 261L244 259ZM241 261H243V263Z\"/></svg>",
    "mask_w": 264,
    "mask_h": 264
},
{
    "label": "rangeland",
    "instance_id": "obj_2",
    "mask_svg": "<svg viewBox=\"0 0 264 264\" xmlns=\"http://www.w3.org/2000/svg\"><path fill=\"white\" fill-rule=\"evenodd\" d=\"M39 1H40V0H39ZM39 1H38V3H39ZM41 1H42V0H41ZM41 1H40V2H41ZM68 1L71 2V0H68ZM112 1H113V0H112ZM114 1H115V0H114ZM117 1H118V0H117ZM117 1H116V2H117ZM130 1H131V0H130ZM130 1H128L129 4H130ZM136 1H141V0H136ZM155 1H156V0H155ZM155 1H154V3H153L154 6H156V5H157V2H159V1H161V0H159V1L157 0V1H156V5H155ZM168 1H169V0H167V1H163V2L161 1V2H162L161 5L164 4V7H163V5H162V9L159 8V7H156V8L153 7V8H155V9H157L155 12H157L159 9H160L161 12H162V13H161V12L159 11L160 13H159V12L156 13V15L159 13V14H158V15H159V16H158V19H159V20H157V22L159 21V24L161 23V21H162L164 18H167V19H166L167 22H168L167 25H164V24H166V23L164 22V20H165V19H164V20H163V23H161V24H163V25H162V26L160 25V27H162V28H160V27L158 28L159 31H157V30H158L157 28H155L154 26H152V25H153V22L150 24V21H152V20H150L149 18L151 17V19H153V17L155 16V14H154V16H153L152 13H151V16L148 17V22H145V21H143V20H142L143 22H141V21H140L139 23L137 22L138 24L141 23V25H145V26H146V27H143V28H142L141 25L138 26V24L135 25L136 23H134V22L137 21V20H141V18L139 17V15H138V18H139V19L136 18L137 16L134 18V16L132 15V19L130 18V20H134V19H135L134 22L131 21V22H133V24H134V26H132L133 24H130L131 22H130V20H129V17L131 16V13H129L128 10H127V7H128V4H127V3H128V2L125 1L126 3H124V4L127 5V7L124 8V10H127L126 13H129V15H130V16L127 18L128 14L124 13V14L126 15V16L124 15V16L126 17V18L124 17V19H125V23L128 22V20H129L128 24H130V25L132 26V28H134L135 26H136V27L138 26L137 28L140 29V27H141L142 31H140L141 29H140V30L138 29V31H139V32H138V31H137V28H136L135 31L138 32V34H136V33H134V31L132 32V30H131L130 32L134 33V34H135V35H134V34L130 33L129 31L127 32V28L129 29V26H128L126 29H124V28H123L124 26L121 24V25H122L121 27L123 28V29L121 30L122 32H119V33H116V34H117V36H120V37H121L122 35H125V36H123V38L125 37L124 39L126 40V38L128 37L127 35H132V36H133V35H134V36L137 35V36L139 37L140 32H141L140 38H141V37L143 38V34H145V33H146V34H149V33H150V26H152L151 31H152V29L154 28L155 32H157V33H155L154 31L152 32L153 34H156V35H154L155 38L153 37L154 40L152 39V36H153V35H151L152 33L149 34V35H151L150 38H149V35H148V38H147V39H148V40L150 39V40H152L154 43H158V44L161 42V43L159 44V46H158V44H157L158 47L156 46V48H157V49H156L157 52H159V49H160L161 52L164 53V54H162V53L160 52V54L162 55V57H163V56H164V58L166 57L165 59H167V60H169L171 63H173V62H174L173 60H174L175 57L177 56V55L175 56V55L173 54V52L175 53V52L177 51V49H176V51H172V54L174 55V57L171 56L169 53H168V55L165 54V52L167 51V50H165V49L168 47L167 45H170V44L168 43V42H169L168 39H169V36H170V35L172 36V32H169V33H170L169 36H168V35L163 36V35H161L159 32H161V30H162L163 28H164L163 30H164V32H165L166 27H167L168 25L171 26V23H174L173 20L175 21V23L172 24L173 26L176 24V22H177L176 20H177V19H178V22H179V18H177L176 20L174 19L175 16H176V17H177V16H178V17H181V16L184 15L185 13H186V14L188 13L189 15H187V18H188V19H189V18L191 19V20L189 19L190 22H189L188 19L185 18V17H184L185 19H184L183 17H182V18H183L184 20H186V21H183L182 19H180V20H182V21L185 22L186 24H189L191 27L188 25V28H186V27H187V26H185L186 24L184 23V24H185V25H184V24L182 23V21H180L179 24H183V26H181L182 29H180L181 27H180V25H179L178 22H177V24H178V26H179L180 28H178V26L176 27V28H178V30H176V29H175V30H176L177 32H179V35H178V33H176V35H178L179 39H181V40H178V42H181L182 40H184V38H185L184 36H186L185 34H187V37H188V33H190L191 36H195V37H196V34H197L198 39H203L204 37H205V38H206V37H209V35H208L209 33H206V32H207L206 30H208V28H207L208 26L206 27V25H205L206 22L209 23V22H208V18L204 15V16L206 17V18H205L206 20L202 19V20H203V23H201V21H198V20H200L201 18H200V19H199V18H196V16L199 15V14H201L202 12H203V14H205L204 12H205L206 10H208V9H206V8H209V9H210L209 11H211V10L213 9V7H205V6H204V5H206V1H205V3L202 2V4H203L202 7H203V8L205 7L206 10L203 11V10H204V9H203V10H199L200 12H198V9H197L198 7L196 6V5H198V1H197V4H194V3L192 4L193 1H194V2H196V1H195V0H191V1H192V2H191L190 0H187L188 2H187L186 5L188 6V8L190 7V8L188 9L187 7L182 8V7H183V6H182L183 4H181V3H186V2H183V0H181V1L179 0L181 3H179V1H176L179 5H178V4L176 5L175 0H174V1L172 0V2L170 1L171 4L169 3L171 6H172V3H174L178 9H179L181 6H182V7H181L179 10H177L176 7H175V5H174V8H173V6H172V9H176L177 12H176L175 10L173 11L171 8H170V9H171L170 11H172V12L169 13L168 10H167V12H168L169 15H170V14H172L173 12L178 13L179 11H181V12H179V15H181V16H179V15L173 13L175 16H173V14H172V15H170L171 18H170V17L168 18V16H169L168 13H167V12H166V13H163V11H164L163 8L166 10L168 7H170L169 4L167 3ZM184 1H185V0H184ZM199 1L201 2V1H203V0H199ZM221 1H222V0H221ZM221 1H220V2H221ZM230 1H231L232 5H233V3H235V4L237 3L236 1L232 2L233 0H230ZM238 1H239V0H238ZM242 1H243V0H242ZM244 1H247V0H244ZM42 2H44V1H42ZM42 2H41V3H42ZM46 2H47V5H48V3H49L48 7H49V8H52V9H50V10H52L51 12H52V13L55 12V15H56V13H58L57 16L59 17V16L61 15V14H59V13H61V11L59 12V10H61L60 8L65 7V5H64L63 7L60 6L62 3H64V0H50L49 2H48V1H46ZM69 2L64 3V4H66V7L62 9L63 12L66 10L67 6H69V5L71 4V3H70L69 5H67V3H69ZM116 2H115V3H116ZM143 2H144L143 4H146L148 1L146 2V0H145V1L143 0ZM189 2H190V5L192 4L193 6H189V5H188ZM217 2H218V1H217ZM217 2H215V5H217V7L221 5V7H218V8L223 12V10L221 9V8H223L222 4H221L220 2H218V3H217ZM227 2L230 3L229 1H227ZM133 3H134V2H133ZM133 3H132V1H131V4H133ZM135 3H136V6H138V7L135 8V5L133 4V5H134V6L132 5L133 8H132V6H131V8H132V12H133L134 10H136V12H135V11H134V12L138 14V13H139V10H138V9H139V5L141 4V2H140V3H139V2H135ZM137 3H138V4H137ZM165 3H167L168 6H167ZM219 3H220V5H218ZM231 3H230V4H231ZM239 3H240V1H239ZM248 3H249V2H248ZM248 3L246 2L245 5H247ZM44 4H45V2L43 3V5H44ZM111 4H114V2H112ZM148 4H151V3H150V0H149V3H148ZM153 4H152V6H153ZM230 4H229V5H230ZM235 4H234L233 6H235ZM237 4H238V3H237ZM240 4H241V3H240ZM240 4H238V5H240ZM43 5H41V7H42ZM47 5L45 4L44 6H47ZM114 5H115V4H114ZM118 5H119V4H118ZM118 5H117V6H118ZM161 5H160V2H159V5H157V6H161ZM165 5H166V7H165ZM186 5H184V6H186ZM199 5H200V3H199ZM199 5H198V6H199ZM238 5H236V6H238ZM245 5H244V6H245ZM38 6H40V3L38 4ZM117 6L115 5L116 8H117ZM129 6H130V5H129ZM140 6H141V8H140L141 11H140V13L142 12V13H141L142 16H144V13H146V15H147V13H149V12H145L144 10L147 9V7H148L149 5H148V6H144V7H142V4H141ZM233 6H231V7H233ZM247 6H248V5H247ZM41 7H40V8H41ZM150 7H151V6H150ZM150 7H149V8H150ZM191 7H192V8H191ZM194 7H196V9H195ZM202 7H201V5H200V6H199V9H201ZM215 7H216V6H215ZM250 7H253V6H250ZM40 8H39V9H40ZM49 8H46V9H44V10H47V9H49ZM134 8H135V9H134ZM143 8H145V9L143 10ZM151 8H152V7H151ZM151 8H150V9H151ZM158 8H159V9H158ZM186 8H187V9H186ZM211 8H212V9H211ZM218 8H214V9H213V10H214L213 13H212V11H211V13H210V12H206V13H207L206 15L209 16L210 14H212V15H210V16H213L215 10H216L215 13L219 12V13L222 14V12H221ZM240 8H241V10L243 9L242 11H244V9L246 10L248 7H246V6L243 7V5H241ZM39 9H38V11H39L38 14L40 15V11H41V9H40V10H39ZM128 9H130V8H128ZM155 9H154V10H155ZM181 9H182V10H181ZM185 9H186V10H185ZM190 9H191V10L193 9L195 12H193V10L190 11ZM252 9H253V8H252ZM44 10H42V11H44ZM151 10H153V9H151ZM162 10H163V11H162ZM183 10H185L184 13H183ZM196 10H197V12H196ZM218 10H219V11H218ZM249 10H251V8H248V13H252V12H249ZM48 11H49V10H48ZM143 11H144V12H143ZM147 11H148V9H147ZM187 11H189V12H187ZM201 11H202V12H201ZM49 12H50V11H49ZM121 12H124V11H121ZM130 12H131V10H130ZM152 12H153V11H152ZM164 12H165V11H164ZM190 12H193L194 14H196V13H199V14H197L196 16H194V14H193V13H190ZM244 12H246V11H244ZM119 13H120V12H119ZM140 13H139V14H140ZM180 13H181V14H180ZM182 13H183V14H182ZM219 13H217V14H218V15H221V14H219ZM38 14H37V16H38ZM45 14H47V12H46ZM45 14L43 15V13H41V15H43V18H44V16H45ZM120 14H121V13H120ZM120 14H119L118 16H120ZM137 14H135V15H137ZM160 14H161V15H160ZM192 14H193V16L196 18V20H195V18H194L195 23L192 22V21H193V20H192V19H193V16L190 17V15H192ZM208 14H209V15H208ZM217 14H216V15H217ZM41 15H40V16H41ZM49 15H50V17H49V16H48V17H49L50 19H49V18H48V19L46 18V19L44 20L45 22H43V21H42L43 19L41 18V20H40V22H39V23H40L39 27H38V25H37L38 29H35V24H38V23H35V24L33 23L34 27H32V28H34V29H32V30H34L35 32H38V34H34L35 36H31V33H32L33 31H31V33H29L30 35H28V37L26 38L27 41L25 40L26 42H24V43L26 44V46H24V47H26V48L24 49V48L22 47V46L25 45V44H23V45L21 46V48H22L21 52H23V50H25V51H24V54H22V53L20 52V54H22L23 57H25V56L27 55L25 52H26V50H27V47H28L29 44H30L28 41H31V40H29V37H31V38L33 37V38H34V37L37 36V37L40 38V36H41L40 39H35L36 41H35L34 39H32L31 45H32L33 43L37 44L38 40H41L42 37L44 38V35H46L45 33L43 34V32H44V31H45V32H46V31L48 32V31H49V28H51L54 24L58 23L59 18H58V19H55L56 16H55V17H52V16H54V15H52V14H50V13H49ZM51 15H52V16H51ZM149 15H150V13H149ZM149 15H147V16H149ZM166 15H167V16H166ZM201 15H202V14H201ZM201 15H199V16H197V17H200ZM37 16H36L35 18H37ZM109 16H110V15H109ZM109 16H108V18H109L110 20H112L111 17H109ZM118 16H117V17H118ZM122 16H123V15H122ZM140 16H141V15H140ZM142 16H141V17H142ZM152 16H153V17H152ZM161 16H162V17H161ZM172 16H173V17H172ZM184 16H185V15H184ZM214 16H215V15H214ZM41 17H42V16H41ZM117 17H116V18L114 17V18H115L116 20H118ZM145 17H146V16H145ZM145 17H144V18H145ZM176 17H175V18H176ZM201 17H203V16H201ZM35 18H34V19H35ZM39 18H40V17H39ZM51 18H52V19L54 18L55 22H54L53 20H51ZM108 18H106V19H108ZM112 18H113V17H112ZM114 18H113V20H112V21H113L112 25H114V22H115V24H116V21H114V20H115ZM144 18H142V19H144ZM160 18H161L162 20H161ZM172 18H173V19H172ZM210 18H211V17H210ZM37 19H38V18H37ZM37 19H35L34 22H36V21L38 22ZM119 19H120V18H119ZM122 19H123V18H122ZM124 19H123V20H124ZM127 19H128V20H127ZM146 19H147V17H146L144 20H146ZM156 19H157V18L153 19V21L156 20ZM168 19H169V20H168ZM171 19H172V20H171ZM47 20H49V22H53L54 24H53L52 26H50L52 23L49 24V22H47V24H46V21H47ZM110 20L107 21L106 24H107V23H108V24L111 23ZM149 20H150V21H149ZM166 20H165V21H166ZM170 20H171L172 22H170ZM118 21H119V20H118ZM197 21H198V22H197ZM204 21H205V23H204ZM209 21H211V22H210V26H211V24H212V18H211V20L209 19ZM41 22L44 23V24H42L43 26L41 25ZM122 22H123V21H120L119 23H122ZM169 22H170V24H169ZM187 22H188V23H187ZM123 23H124V22H123ZM142 23H143V24H142ZM145 23H147V24H145ZM190 23H192L193 25H191ZM197 23H198V24H197ZM207 23H206V24H207ZM48 24H49V26H48ZM155 24H156V23H155ZM196 24H197V27H196ZM201 24H202V25H201ZM45 25H47V26H46L47 28L45 27ZM116 25H119L118 22H117ZM126 25H127V23H126ZM147 25H148V26H147ZM149 25H150V26H149ZM203 25L205 26V28H207V29H205V32H204V34L206 33V35L201 36V32H200L199 28H200L201 31H202V29H204V28H201V26L203 27ZM40 26H42V27H44V28H46V29H48V30H45V29H44V31H43V28H42V27L40 28ZM107 26H108V25H107ZM107 26H106L107 29H108L109 27L112 28L111 25H109L108 27H107ZM114 26H115V25H114ZM155 26H156V25H155ZM175 26H176V25H175ZM194 26H195V27H194ZM198 26H199V28H198ZM210 26H209V28H210V30H211L212 26H211V27H210ZM238 26H241V25L239 24ZM119 27H120V26H119ZM119 27H117V28H119ZM147 27H148V30H147ZM157 27H158V25H157ZM189 27H190V30H189ZM192 27H194V28L196 29L195 32H194V30L192 29ZM39 28H40V30H41V29H42V30L40 31ZM110 28H109V30H110ZM144 28H145V29H144ZM169 28H170V29H169ZM169 28L167 27V30H166L167 33H164V32H161V33H162V34H168V31H169V30H170V31H173V29H174L175 27H174V28L172 27V30H171V27H169ZM184 28H185V29H184ZM237 28H238V27H237ZM143 29L146 31L145 33H144V30H143ZM168 29H169V30H168ZM179 29L182 30V31H180ZM186 29H187V31H186ZM197 29H198V30H197ZM212 29H213V28H212ZM239 29H241V27H240ZM242 29H243V28H242ZM242 29H241V30H242ZM244 29H245V28H244ZM244 29H243V30H244ZM36 30H38V31H36ZM109 30H106V31L108 32ZM119 30H120V29H119ZM123 30H124V31L126 30V32H127L128 34L126 35V33H125ZM129 30H130V29H129ZM183 30H185L187 33H185ZM241 30H239V31L241 32ZM91 31H92V30H91ZM111 31H112L113 34H114L115 28H114V31H113V29H111ZM111 31H109V32H111ZM148 31H149V32H148ZM188 31H189V32H188ZM190 31H191V32H190ZM192 31H193L195 34H192V33H193ZM203 31H204V30H203ZM203 31H202V32H203ZM211 31L213 32L214 30H211ZM211 31H210V33H211V35H212V32H211ZM112 32H111V33H112ZM117 32H118V31H117ZM123 32H124V33H123ZM142 32H143V33H142ZM147 32H148V33H147ZM180 32H181V34H182V36H183V39H182V37H180V36H181ZM183 32H184L185 34H183ZM196 32H197V33H196ZM198 32H199V33H198ZM208 32H209V31H208ZM40 33H41L42 35H41ZM121 33H122V35H120ZM173 33L175 34V31H174ZM242 33L247 35V33H245V32H242ZM242 33H241V35H242ZM39 34H40V36H39ZM82 34H83V36L85 37L86 40H85L84 38L82 39V41L80 42V43H81V47H84V49H85V46H83V44H82V43L84 42V40L86 41L85 45L88 44V42L91 41V42H93V44H94V46H93V45H92V46L95 47V49L93 48V50L99 54V57H102V59H104V60L106 59L105 57H107V56L109 57L108 60H107V62H106V60L103 61V60H101V59L98 57V55H96V56L98 57V60H101L102 63H103V62H104V63L106 62V63H105L106 65H105L104 63H103V64H102V63L100 64V63H99L100 61H99V62L97 61V62L99 63V65H101V66H102V65H103V66H106V67H105V70H103L104 68H103V69H99L100 67L98 68V69H99V72H98L99 75L102 74V73L100 74V70H102V72L106 71V70L108 69L107 65L110 67V66L112 65V64H111L112 62H113V67H114V64H115L114 62H117V61H116V60L113 61V59L111 60V59H110V53H111V52L109 53V51H105V49H106V50L109 49L108 47L110 46V44H108L109 46L106 47V48L104 47V46H106V44L103 43L104 46L101 45V40H102V39L104 40V38L101 39V36H102V35H101V36L99 35V38L101 39L100 42H99V41H98V38H96V37H98V36H97L98 34H96V32H93V34H92V32H91V33H88V31H83ZM105 34H106V33H105ZM105 34H104L103 37H105ZM116 34H115V36H113L112 34L110 35V33H109L108 36H106L107 39H106V37H105V41H106V43H107V41L110 42V40H111V42H112V39H113L114 37H116ZM198 34H199V35H198ZM213 34H214V33H213ZM106 35H107V34H106ZM158 35H159V36H158ZM190 35H189V36H190ZM214 35L218 36V39H220V38L222 37L223 40L228 41V38H227V40L224 39V36H223V35H222V36H219V34L217 35L216 33H215ZM246 35H245V36H246ZM110 36H113V37H110ZM126 36H127V37H126ZM132 36H131V37H132ZM157 36H158V37H157ZM161 36H162L163 38L166 37L167 39H166V38H165V39H166V41L168 40V42L164 41L165 39H163ZM173 36L175 37V35H173ZM173 36H172V37H173ZM191 36H190V39H192ZM200 36H201V38H199ZM242 36H243V35H242ZM37 37H36V38H37ZM69 37H70V36H69ZM69 37H68V38H69ZM145 37H146V35H145ZM172 37H171V39H172ZM187 37H186V38H187ZM195 37H193L194 40H196L195 42H194V40H191V41H190V39H187V40L190 42V44H189V42H186V41H184V42H186V44H184V42H183V44L180 43V44L182 45L183 48H184V47L186 48V52L188 51V48H189L187 45H190L191 49L194 48V50L192 49L193 51H192L191 56H192V55H197V56H200V57H201V55L203 56L205 53H206V54H209L210 52H211L212 55H213V52L215 51L214 53H215V55H217V56L213 55L212 58H214V56H215V57H218V49H219V48H217V47H216L217 49L212 48V46H216V45H214V44H215L214 42H213V43H214V44H213V43L210 41V39H206V40H209V42H211V43H209L208 41L205 40V38L202 40L204 43H206V46H205V47L202 46L203 48H206L207 46H209V44L212 45V46H210V47H207L209 50L207 49L208 52H206L207 50L204 51L205 49H203L202 47H201V48L199 47V45H200V44H198L199 41H198L197 38L195 39ZM94 38H95V39H94ZM123 38H122V39H123ZM129 38H130V37H128V40H127V41H124V40H123L124 43L126 42V46H127L128 51L130 52V51L133 49V50L131 51L132 54H133V51L135 50L134 47H136V50H138V49H139V50L137 51V53L134 51V54L131 55V53L129 54V52L126 53V50H127V49H126V50L123 49V50L125 51L126 55H127V56H126L125 53L123 52L124 56L126 57V60H125V57L123 56L124 59H123V60L121 59V60L118 61L117 63L121 62L122 64L119 63V64L121 65L120 68H121V67L124 68L125 71L127 70V69H125V67L128 68V70H129V67L131 66L130 63H133V62H135V63H133L132 65L135 64L134 67L136 68V66L138 65L137 60L135 59V61H130V59H128V58H131V59H132V57H133L135 54H137L138 57H139L140 52H141V50H140L141 47H140V48H137V46L139 47V45H137V46L135 45L133 48L131 47V39H129ZM156 38H158L159 40H163L164 42L159 41V40H156V42H155V39H156ZM186 38H185V40H186ZM222 38H221V39H222ZM232 38L236 39L235 37H232ZM108 39H110V40H108ZM114 39H115V38H114ZM114 39H113V41H114ZM117 39L119 40L120 38H117ZM117 39L115 40V42L117 41V44H118V45H119V42H120V41L123 43L122 40H119V41H118ZM176 39H177V38L175 37V40H172L171 42L176 41ZM234 39L231 40V38H230V39H229V43H228V42L226 43V42L224 41V42H225V46H224L223 48H220L221 50L223 49L222 51L226 53V55H227L228 58H229V57H230V58L232 57L233 54H231V53H233V51L238 50V48L241 49V47H236V48H237V49H236L235 46H237V45H238L239 43H241L242 41L239 42V41H240V40H239V41H238L239 43H238L237 40H234ZM103 40H102V41H103ZM148 40H146V43H147ZM204 40H205L206 42H205ZM230 40H231V41H230ZM233 40L235 41V45H233V44L231 43V42L234 43ZM34 41H35V42H34ZM105 41H103V42H105ZM129 41H130V42H129ZM152 41H149V42L147 43V44H148V47H149V45L152 46V48L155 46V45H154V46L152 45V44H153ZM192 41H193V42H192ZM202 41H200L199 43H202ZM246 41H247L246 39H245V41L243 40L244 44H245ZM121 42H120V45L122 46L123 44H121ZM196 42H197V43H196ZM207 42H208V43H207ZM218 42H220L221 46H219L220 44H219ZM218 42L216 43V44H218L217 46L222 47V46L224 45L223 42H222V40H221V41H218ZM221 42H222V43H221ZM243 42H242V44H243ZM80 43H79V44H80ZM129 43H130V46H129ZM139 43H140V40H139L138 44H139ZM151 43H152V44H151ZM164 43H165V44H164ZM166 43H168V44H166ZM174 43H175L176 45L178 44L177 42H174ZM187 43H188V44H187ZM204 43H202V44H204ZM230 43H231L232 47L235 48V49L232 50V51H231V49H233V48L230 47V46H231V45H229ZM35 44H33V45H35ZM91 44H92V43H91ZM91 44H90V45H91ZM127 44H128V45H127ZM163 44L166 45V46H164ZM171 44H173V43H171ZM175 44H173L174 47H175ZM202 44H201V45H202ZM227 44H228V45H227ZM236 44H237V45H236ZM31 45L29 46V48L32 47ZM120 45H119V48L121 47ZM124 45H125V44H124ZM173 45H170V46H173ZM181 45H180V46H181ZM196 45H197L198 48H200V50H199V49L196 47L197 50H199V52H200V51L202 52V50H203V52H205V53H201V52L199 53L198 51H196V50H195V46H196ZM246 45H247V42H246ZM226 46H228V48H229V50H230L231 53H228L229 50H226V48H227ZM239 46H240V45H239ZM242 46H244V45H242ZM78 47H79V46H76L77 49H78ZM102 47H103V48H102ZM110 47H111V46H110ZM123 47H124V46H123ZM128 47H129V48L131 47V48H130L131 50H130ZM176 47H177V46H176ZM176 47H175V48H176ZM225 47H226V48H225ZM244 47L247 48V46H244ZM21 48H20V49H21ZM29 48H28V49H29ZM88 48H90V46H89ZM88 48H87V49H88ZM107 48H108V49H107ZM124 48H126V47H124ZM150 48H151V47H150ZM152 48H151V49H152ZM158 48H159V49H158ZM172 48H173V47H171V48L168 47L167 49H168V51H169V49H172ZM179 48H180V47H179ZM179 48H178V49H179ZM210 48H212L211 51H210ZM228 48H227V49H228ZM230 48H231V49H230ZM242 48H243V47H242ZM79 49H81V48H79ZM82 49H83V48H82ZM91 49H92V48H91ZM120 49H121V48H120ZM154 49H155V47L152 49V52H153V51H156V50H154ZM180 49H181V48H180ZM180 49H179L178 51H180L181 54L179 53L180 55L178 54L177 57H182V58L186 57V56L183 57L184 53H183L182 49H181V50H180ZM93 50H92V51H93ZM103 50H104L106 53L108 52L109 55H107V54L105 53L107 56H105V54H104V57H103V53H104ZM109 50L111 51V49H109ZM121 50H122V49H121ZM221 50H219V53L221 52ZM242 50H243V49L239 50L238 52L241 51V52H240L241 55L244 56L245 54H242V52H244V51H242ZM244 50H245V48H244ZM27 51H28V50H27ZM29 51H30V50H29ZM29 51H28V53H29ZM89 51H91V50H89ZM163 51H164V52H163ZM178 51H177L176 53H178ZM189 51H190V49H189ZM194 51H195V52H198V53L195 54ZM209 51H210V52H209ZM216 51H217V53H216ZM246 51L248 52V55L250 56V59H251L250 61H251V63H252V62L256 59V56H255V55L252 56V55L250 54V52H249L247 49L245 50V53H246ZM83 52H85V51L82 50V53H83ZM157 52H156V53H157ZM169 52H170V51H169ZM184 52H185V50H184ZM186 52H185V53H186ZM87 53L90 54L89 52H87ZM91 53H93V52H91ZM97 53H96V54H97ZM138 53H139V54H138ZM170 53H171V52H170ZM176 53H175V54H176ZM190 53H191V52H190ZM190 53H189V54H190ZM211 53L209 54L210 56H211ZM225 53H222V52H221V54H219V55H221L219 58L222 59V54H223V57H224V54H225ZM227 53L230 54L231 56L228 55ZM234 53H235V52H234ZM79 54L81 55V53H79ZM79 54H78V55H79ZM85 54H86V53H85ZM123 54H122V55H123ZM128 54H129V55H128ZM200 54H201V55H200ZM206 54H205V55H206ZM235 54H237V56H238L237 51H236ZM29 55H31V51H30V54L27 55V57H29ZM72 55H73L74 58H76V56L79 57V56L77 55V52H76L75 49H74ZM94 55H95V54H94ZM94 55L91 54V55L89 56V58L92 57V56L94 57ZM130 55H131L132 57H129ZM165 55H166V56H165ZM185 55H188V54H185ZM205 55H204V56H205ZM209 55H208V56H209ZM226 55H225V56H226ZM241 55H239V56H241ZM248 55H247V56H248ZM81 56L83 57V55H81ZM154 56H156V57H155V64H156V63H157V64H159V63L161 64V63H162L161 61L159 62V60H157L159 63L156 61V59H158V57H159L160 55L157 56V55H155V53H154ZM167 56H168V57L171 56V59H169ZM210 56H209V57H210ZM239 56H238V59L240 58ZM254 56H255V59H254V58H251V57H254ZM87 57H88V56H86V58H87ZM97 57H96L95 59H97ZM127 57H128V58H127ZM134 57L137 58V56H134ZM134 57H133V58H134ZM193 57H195V56H192V58H193ZM209 57H208V58H209ZM227 57H225V59H226ZM233 57H236V56H233ZM25 58H26V57H25ZM79 58L81 59V57H79ZM86 58L81 59L82 61L85 60L84 63H83L81 60H79L78 58H76V59H77V62L75 63L76 67H73V68H72L71 66H74V65L72 64V65L70 66L71 63H70V64L68 63V65H69L71 68H69V66H68L69 71H68V68H67V69H66V67L63 68V69H66V70H67V71H66V75H64V74H61V75H60V76L64 75V77H65L68 81H71V82L73 83V86H74V87H77V88H74V89L72 88V89H73L72 92H73L74 94H78V95H79V96H76V98H79V97L81 96V94L78 93L77 90L79 89V87H80L81 84L83 83V82H81V81H83V79L85 78V77H84V78H80V77H81V74H82V73H80V70H83L84 68H86V67L89 66V64H88V65H86V67L83 68V64L89 62V61H88L89 59L87 58V59H88V60H87ZM172 58H174V59L172 60ZM187 58L189 59L190 57L188 56ZM197 58H199V57L193 58V60L196 59V61H194V63H190V64H191V65H192V64L194 65V64L196 63V65H197V63H200V62H198L199 60H197ZM202 58H203V61L201 62V65L199 64V66H203V65H204V67H205V64H206V61H205L206 59H207L208 62L211 61V60H213V61H211V62H214V60L216 59V58H215V59H212V58L210 57V60H209L208 58H206V56H205L206 59H205L204 57H202ZM202 58H200V59L202 60ZM219 58H217V60H216L217 63H216V62H214V63H216L218 66L220 65V67H221L222 65H224V63H223ZM230 58H229V60H230ZM242 58H243V57H241V60H243V62H244V61H245L244 59L246 58V56L244 57V59H242ZM72 59H73V58H72ZM72 59H71V60H72ZM76 59H74V61L72 60V62H75ZM93 59H94V58H93ZM127 59H128V60H127ZM138 59H140V58H138ZM159 59L161 60L162 58L160 57ZM184 59H186V58H184ZM188 59H187V60H188ZM218 59H219L222 63L219 62ZM223 59H224V58H223ZM225 59H224V60H225ZM253 59H254V60H253ZM69 60H70V59H69ZM71 60H70V61H71ZM86 60H87V61H86ZM91 60H92V58H91ZM110 60H111V62H108V61H110ZM124 60H125V61H128V62L130 61L129 64H128V62H127V63H124V62H125ZM133 60H134V59H133ZM162 60H163V59H162ZM171 60H172V61H171ZM201 60H200V61H201ZM224 60H223V61H224ZM92 61H93V60H92ZM95 61H96V60H95ZM95 61H93V62H95ZM164 61H165V60H164ZM164 61H163V62H164ZM190 61H192V60H190ZM227 61H228V59L225 61V63H226ZM250 61H249V57H247L246 62H244L245 64L242 65V66H243V69H244V67L246 68V67L248 66V64L250 63ZM165 62H166V61H165ZM203 62H205V63H203ZM228 62H229V61H228ZM228 62H227L226 64H228ZM108 63H109V64H108ZM214 63H213V64H214ZM241 63H242V62H241ZM251 63H250V64H251ZM110 64H111V65H110ZM119 64L117 65V69H118V70H120V69L118 68ZM123 64H124V65L127 64V66L123 67V66H124ZM136 64H137V65H136ZM211 64H212V63H210V66H211ZM221 64H222V65H221ZM242 64H243V63H242ZM250 64H249V65H250ZM31 65H32V63H31ZM65 65H66V64H65ZM115 65H116V64H115ZM128 65H130V66H128ZM245 65H246V66H245ZM84 66H85V65H84ZM96 66H97V65H95V67H96ZM197 66H198V65H197ZM210 66H209V67H210ZM29 67H31V66L29 65ZM32 67H33V66H32ZM92 67H93V66H92ZM97 67H98V66H97ZM131 67H132V66H131ZM131 67H130V70L132 69ZM134 67H133V68H134ZM189 67H192V66H189ZM204 67H203V69H204ZM258 67H260V66H258ZM78 68H79V70H78ZM82 68H83V69H82ZM93 68H94V67H93ZM101 68H102V67H101ZM106 68H107V69H106ZM110 68H112V67H110ZM122 68H121V69H122ZM135 68L131 70V73H130V74H131V76H132V73H133L134 76L130 77V79L133 78V77L135 78V74H134V72H135V71H134ZM193 68H194V67H193ZM193 68H191L192 70H191V69H190V70H191V72L193 71V74H194V69H193ZM201 68H202V67H201ZM201 68L199 67V69H201ZM206 68H207V66H206ZM222 68H225L224 70H227V71L230 69V68L227 69L226 66H224V67L222 66L220 69H219V67H215V65H214V67H213L212 69H211V67H210L209 70H210V74L212 75V77L209 75L210 77L207 76L208 79L211 80V81H212L213 79H215V82H216V81L220 78V82H219V80H218V84H219L220 86L223 84L222 86H224L223 81L225 82V81L227 80V79L224 80L225 75H227L226 78H228V75H229V78H228V79H231L232 82H233L232 77H233V78H236V77L238 78V76H237L238 73H237L236 76L234 77L233 75H231L232 73H231V74H230V73H229V74H225V72H227V71H224V70L221 71ZM94 69H95V68H94ZM112 69L115 70V68H112ZM112 69H110V70L108 69L109 72L106 71V73H107V72L109 73L108 76H110V74L112 73V72H110V71H114V70H112ZM196 69H198V68H196ZM199 69H198L197 71H199ZM203 69H202V71H203ZM213 69H214L215 71H214ZM218 69H219V71L216 72V70H218ZM260 69H261V68H260ZM260 69H257V70L255 69V70H256V71L259 70V72H260ZM118 70H116V72H117ZM122 70H123V69H122ZM124 70H123V72L125 73ZM128 70H127V71H128ZM204 70H205V69H204ZM211 70L214 71L213 74L211 73ZM95 71H97V68H96ZM120 71H121V70H120ZM127 71H126V73H129V72H127ZM132 71H134V72H132ZM223 71H224V73H222ZM243 71H244V70H242V72H240L241 74L243 73L242 76H243L244 78H245V77H248V74H244L246 71H244V72H243ZM256 71H254L255 73H253V77H254V76H255V77H259V75H260V79L258 80V79L255 78V77L253 78V77H252V74H251L250 77H252L253 84H252V86H251V82H250V85H248V88H247L246 85L249 84V81H248V82H246V81L249 80L250 77H248L249 79L247 78V79L243 80L244 78H243V79H242V77L240 78V76H241V75H239L240 73L238 74V75H239L238 80L240 81V84H239L238 80H236V79H237V78H236L235 80L238 82V83L236 82L237 85L235 86L236 94L240 92V95L243 96L244 93L241 94V92L245 90V93H246V94L249 93L248 95H250V96L252 97V98H251V97L248 96V98H250V99H252V100H254V99L256 100V99H257V98H254L253 95H255V97H256V96H258V93L255 94V93L252 92L253 89H254V84H255V83H259V84H260V82L263 83L262 81H264V77L262 78L263 74H260L259 72H258L259 75L257 76V72H256ZM262 71H264L263 68L261 69V72H262ZM64 72H65V70H64ZM68 72H69V73H68ZM81 72H84V71H81ZM116 72H113L115 76L113 75V73L111 74L112 77L114 76V77L116 78V74L121 75V73H123L122 71H121L120 74H119V73H116ZM118 72H119V71H118ZM191 72H190V73H191ZM62 73H63V72H62ZM96 73H97V72H96ZM124 73L122 74V76H120V78L117 77V79H121V77H122V79H123V80H122V79L120 80V82H121L120 84H119V80H117V81H114L113 79H112V80H113L114 82H117L120 86H121V85H125V84L127 83V81H128L127 78H129L130 75L125 73V76H123ZM195 73H196V72H195ZM198 73H199V72H197V76H198V77H199L200 74H201V76H204V73H203V75H202L201 72H200L199 74H198ZM215 73H219V74H215ZM227 73H228V72H227ZM262 73H264V72H262ZM220 74H221V75H222V74H225V75H222V76H221ZM255 74H256V75H255ZM96 75H97V74H96ZM96 75H95V76H96ZM102 75H103V74H102ZM118 75H117V76H118ZM128 75H129V76H128ZM187 75H188V74H187ZM191 75H192V74H191ZM213 75H214V76L216 75V78L219 77V76H220V77L217 78V80H216V78H215ZM217 75H218V76H217ZM245 75H246V76H245ZM83 76H84V75H83ZM103 76H104V75H103ZM103 76H100V77H102V79H101L99 76H96V77H99V78L101 79V81L104 80V85L102 84L103 81H102V82L99 81V82H101V84H102L103 86H106V85H108L109 80H108V82H106V81H107V79L105 78L106 74H105L104 78H103ZM108 76H106V77H108ZM193 76H194V75H193ZM195 76H196V75H195ZM231 76H232V77H231ZM96 77H95V78H96ZM114 77H113V78H114ZM124 77H125L127 80H125ZM186 77H189V76H186ZM191 77H192V76H191ZM198 77H194V78L197 79ZM213 77H214V78H213ZM60 78H62V77H60ZM65 78H64V79H65ZM68 78H69V79H68ZM95 78H94V79H95ZM110 78H111V76H110ZM115 78H114V79H115ZM200 78H201V77H200ZM210 78H211V79H210ZM212 78H213V79H212ZM221 78L223 79V81H221ZM81 79H82V80H81ZM92 79H93V78H92ZM108 79H109V78H108ZM187 79H188V78H187ZM191 79H193V78H191ZM203 79H204V78H203ZM203 79H200L199 81L202 82ZM205 79H206V78H205ZM254 79H256V80H255L256 82H254ZM262 79H263V80H262ZM67 80H64V81H67ZM85 80H86V79H85ZM98 80H99V79H98ZM188 80H189V79H188ZM193 80L195 81V79H193ZM197 80H198V79H197ZM209 80H208L207 82H209ZM242 80L245 81L247 84L244 83V82H242L243 85L246 84V85L242 86V85H241V81H242ZM252 80H251V81H252ZM257 80L260 81V82H257ZM261 80H262V81H261ZM62 81H63V80H62ZM92 81H93V80H92ZM92 81H90V82L92 83ZM95 81L97 82L96 79L94 80V83H95ZM113 81H110V82H109L110 84L112 83V84H111V87H112V85L114 84ZM122 81H123V83H124V81H125V83L122 84ZM183 81H185V79H183ZM190 81H192V80H190ZM211 81H210V82H211ZM80 82H81V83H80ZM84 82H85V81H84ZM90 82H89V85H90ZM212 82L214 83V81H212ZM212 82H211V84L208 83V86H209V85H212L211 87H209L210 90H209L208 87H205L206 89L204 88V89L207 90L208 92H209V91H212L213 89L215 90V89L217 88V90H218V88H220V86H219L218 84H217L218 87L215 88V86H217V85H216V83L213 84ZM221 82H222V84H220ZM62 83H64V82H62ZM69 83H70V82H69ZM69 83H68V84H69ZM86 83H87V82H86ZM128 83L130 84L129 81H128ZM128 83H127V85H129ZM183 83H184V82H183ZM183 83H182V86L186 84V83H185V84H183ZM192 83H193V82H192ZM194 83H195V82H194ZM194 83L191 84V85H193V87H194L193 89H194V91H196V90H195L196 85H198V86H197V87H198L197 89H199V87H200L199 85H201V84L198 83V84H196V85L194 86ZM97 84H99V83H97ZM97 84H93V85H97ZM101 84L98 85L97 88L94 87V92H95V90H98V88L101 89V87H102L104 90H105V89H106V90H105V91L103 90V92H101L102 89H101V90L99 89V90H100V93H99V94L104 93V92L107 93V91H108L109 89H111V91H112L114 94L109 90V92L112 93V94H109V95H110V96H115V92H116V97H114V99H113V97H112V98L109 97V99H112L111 101L114 102V103H112V104H114V105H112L111 103H110V105L108 104V103H109V99H108V97H106V96H107V95H106L105 98H107V100H106V104H107V106L105 107V110H106V109H108V110L104 111V109H103L104 106L101 105V103H100V106H101V107H100V106L98 107V104H97V103L102 102V101H103L102 99H104V102H105L104 95H99V94H98L99 90H98V92L96 91V94H97L96 96L92 95L93 93H91V92H93V91L89 92V93H91V94L88 93V98L91 97V96H93L92 98H89V100H90V99L93 100V101L91 100V101L94 103V104H93V108L96 110V105H95V104H97V107H98L97 109L99 110L98 113H100V115H101L103 112H107V111H108V115H106L107 113H106V114L104 113L103 115H106V117L109 118V114H110V118H111V119L109 118L110 120H107V118H106L105 116H103V115L100 116L98 113H97V114H96V113H95V114L93 113L94 116H95L94 119H93L92 117H89V116L91 115V114L89 115V111L92 110L91 113H92V112H95V111H93V109L90 110L89 107L91 106L92 102H89L88 100H87V101H88L89 103H91V104H89V103L86 101V102L89 104V107L86 106V107H87V110H89V111L85 110L86 107H85V109H83V104H85V103H83L82 101H80V103H79L80 111L82 112L83 115L88 116V119H89V118H92V119L95 120V121L98 119V120H99V123H96V125L98 124V127H100L99 125L101 124V127H100V128L103 127L102 124L104 123V121L102 120V118L105 117V118H106V121H107V122L105 121V123H107V125H108L110 128L113 129L115 126H116V127L118 126V123H119V124L122 123V124H121V125H122V128H123V127H125V128L127 127L126 130H127V131L130 130L129 127H128L129 124H128V125L126 124L127 126H123V125H125L126 121H128V120L132 121L133 119H136L135 114L138 112V110H137V106L134 107V106H135V103H134V101L132 100V98H133V95H132V94H133L135 91L132 90V92H131L132 94H131V95H130V91H131V87H132V88H133L134 86L137 87V85L135 84L134 86H132V84H130L131 86H130V87L128 86V87L130 88V91H129V88L127 87V85H125V86L128 88V91H127V89H123V90H122V87H121V89H120V86H119V85H116V86H118V88H119V89H118V88L114 85L115 87H112L113 89L115 88V89H114L115 92H114V90H112L111 87L108 88V86H107V88H106V87H103ZM137 84H138V83H137ZM227 84L231 86V87H230L231 89L228 88L229 86L226 87ZM66 85H67V84H65V86H66ZM69 85H71V84H69ZM86 85H87V84H86ZM91 85H92V84H91ZM93 85H92V86H93ZM191 85L188 84V86H191ZM214 85H215V86H214ZM225 85H226V86H224V87L221 86V88L223 89V91H224V89H225V92L227 91V92H228V95H229V91L226 90V89L231 90L232 92L230 91V93L234 94L233 97H232V94H231V95H229L230 98H229V96H226V97H227V98H226L225 95H226L227 93L223 94L224 92L221 90V88H220V90H221L223 93H219L220 91L218 92V91H216V90H215L213 93L216 92L217 95H218L219 97H220L221 94H223L222 96H224V97H222V96H221V97L224 98V99H226V102L229 101V100H227L228 98H229L230 100H232L233 98H234V100H235V98H238L239 94H238V96L236 97V95H235V91H233L234 88H233L232 85H235V83L232 84L231 82H229V83H226V82H225ZM238 85H239V88H238ZM240 85L243 87V89L240 87ZM255 85H256L255 88H257V87H258V84H255ZM73 86H71V87H73ZM78 86H79V87H78ZM84 86H85V84H84ZM99 86H100V87H99ZM109 86H110V85H109ZM125 86H124V88H125ZM138 86H139V84H138ZM185 86H186V85H185ZM188 86H187V87H188ZM213 86H214V87H213ZM245 86H246L247 89L244 88ZM249 86H250V87H249ZM260 86H262V84H260ZM71 87H69V88L71 89ZM86 87H87V86H85V88H83V87H81V88L86 89ZM135 87L133 88L134 90H136ZM225 87H226V88H225ZM252 87H253V88H252ZM66 88H67V92H68V86H67ZM66 88L64 89V92H63V93L66 92V91H65ZM89 88H93V87L90 86ZM89 88H88L87 90H85V91H88ZM95 88H96V89H95ZM116 88L119 90V94L121 95V97H120L119 95H117L118 90H117ZM138 88H139V87H138ZM183 88H185V87L183 86ZM207 88H208V89H207ZM236 88H237V89H240V88H241V89H240V90H237ZM250 88H252V89H250ZM83 89H82V90H83ZM185 89H186V88H185ZM188 89H190V88H188ZM204 89L202 88L201 90L204 92V91H205ZM211 89H212V90H211ZM249 89H250V90H249ZM257 89H259V88H257ZM257 89H256V91H255V89H254V92H258ZM82 90H80V91H82ZM121 90H122V91H121ZM247 90H248V91H247ZM251 90H252V91H251ZM69 91H70V90H69ZM89 91H90V90H89ZM120 91H121V92H120ZM126 91H127V92H126ZM186 91H187V89H186ZM237 91H238V92H237ZM83 92H84V90H83ZM122 92H123V95L121 94ZM188 92H189V93H188L189 95L191 94L192 97L194 96L193 92L190 93L189 90H188ZM197 92L199 93L200 91L197 90ZM203 92H200V94H204ZM233 92H234V93H233ZM247 92H248V93H247ZM73 93H72V96L75 97V95H74ZM106 93H105V94H106ZM124 93H125V95H124ZM195 93H196V92H195ZM198 93L196 94V97L194 96L195 99L192 98V97L190 98V99H192V101H193V99H194V102H196L197 109H198V107H200L199 105H201V101H202V96H201L200 94H198ZM206 93H207V92L205 91V95H206ZM209 93H210V94H209ZM209 93H207V94H209V95H206V97L209 96V97H207V98H210V96L212 95V96H213L212 99H213V101H214L215 98H217V97H215V96H216V93H215V94H212V92H209ZM218 93H219L220 95H219ZM67 94H70V92L66 93V95H67ZM107 94H108V93H107ZM127 94H128V95H127ZM64 95H65V94H63V97H64ZM109 95H108V96H109ZM129 95H130L132 98H128ZM189 95H188V96H189ZM199 95H200V96H199ZM205 95H204V96H205ZM67 96L69 97V95H67ZM70 96H71V95H70ZM72 96H71V97H72ZM117 96H119V97H117ZM122 96H126L128 99H127L126 97L123 98ZM130 96H129V97H130ZM204 96H203V98H204ZM245 96H246V95H245ZM245 96H243V98H245ZM71 97H70V98H71ZM66 98H67V97H66ZM66 98H65V99H66ZM86 98H87V97H86ZM115 98H119L117 102H116V101H113V100H117V99H115ZM122 98H123V99H122ZM207 98H206L207 102H208V100H209L210 102L212 101L211 99H207ZM231 98H232V99H231ZM239 98H241V96H239ZM246 98H247V96H246ZM246 98H245V100L243 99V100L245 101V104H246V101H247ZM74 99H75V98H74ZM84 99H85V98H84ZM120 99H121V100H120ZM125 99H127V100L125 101ZM130 99H131V100H130ZM204 99H205V98H204ZM204 99H203V101L206 102V100H204ZM224 99H221V100L223 101ZM241 99H242V98H241ZM250 99H248V100L250 101ZM71 100H72V99H71ZM98 100H99V101H98ZM122 100H124V103H125V102H127V103L130 102L129 105H127V103H125V104L121 103V102H123ZM129 100H130V101H129ZM216 100H217V101H216ZM216 100H215V101L217 102V106H218L219 109H220V105H218L219 103L221 104V106H222V104H225V103H226V102H225V103H224V102H223V103L220 102V101L218 100V98H217ZM120 101H121V102H120ZM128 101H129V102H128ZM213 101H212V102H213ZM249 101H247V102L249 103ZM104 102H102V103H104ZM107 102H108V103H107ZM115 102H116V103H115ZM132 102H133L134 105H132ZM204 102H202V103H204ZM218 102H219V103H218ZM229 102H230V101H229ZM232 102H233V100H232ZM252 102L254 103V101H252ZM252 102H251V104H253ZM87 103H86V104H87ZM118 103H121V104L118 105ZM248 103H247V105L249 106L250 104H248ZM106 104H104V105H106ZM122 104L124 105V107H122L123 110L120 109V108L118 107V106H120V105L123 106ZM192 104H193V103H191L190 105L192 106ZM194 104H195V103H194ZM210 104H211V103H209V105H208V104H207V105L205 104L204 106L207 107V106H210ZM212 104L214 105V107H216V106H215V105H216L215 103H212ZM228 104H229V103H227V106H228ZM230 104H235V103H231V102H230ZM245 104H243V105H244V108H243V107H240V108H242V109H240L239 115H238V113H237V114H235V116H233V117L236 118L235 120H237L238 122H240V121L243 119V117L245 118V119H243V121L247 119L246 115L242 116L243 113H242V115H241V112H243V111H245V110L247 111L248 106L245 105ZM94 105H95V107H94ZM108 105H109V106H108ZM130 105H131V107L133 106L132 110H134L133 113H134V116H135V117H134L133 115H130V114L128 115V112H127V109H126L125 106H127V107L129 106V107H130ZM190 105H189V106H190ZM213 105H212V106H213ZM243 105H242V106H243ZM102 106H103V107H102ZM121 106H120V107H121ZM191 106H190V107H191ZM201 106H202V105H201ZM225 106H226V105H225ZM233 106H234V105H233ZM233 106L229 105L228 107H230V109H231V108H233ZM250 106H251V105H250ZM117 107H118V109H116ZM129 107H128V110H129ZM190 107H189V108H190ZM192 107H193V106H192ZM192 107H191V108H192ZM194 107H195V106H194ZM194 107L192 108L191 113L187 115V116H190V115H191L190 117H188L189 120H191V119H192L191 117L193 116V118L195 119V120L193 119L194 121L192 120V121H193V124H191L192 121H191V122L189 121L190 123H187V122H186V124L184 123V120H182V118L184 119V117H186V116H185V115H186L185 108H186V109H188V108H187V107H183V106H181V107H179V108L176 107L175 110H177V111H175V110L173 109L171 113L175 112V114L178 115L177 112H178V110L181 108V109H180V117H182V118H181V119L179 118V119L182 120V121H179V119H177V120L179 121L178 125H179V124H180V125H179V126H175V125H176V124H175L176 122L173 121L174 124L172 123L171 126L173 125V128H174V129H182V128H183V129H188V130L191 129V130L193 131V130H194V128H193L194 123H195V121H196V118H198V117L195 118V117H194V113H192ZM202 107H203V106H202ZM214 107H213V109H215ZM223 107H224V105H223ZM223 107L221 108L222 110H218L217 107H216L217 109H215V110H218V111H220V112L223 111L222 114H221L220 112H219V113H220L222 116H225V117L227 116V117H226V119H225V117H221V116H220V117H221V118H224V119L227 121V119L230 117V115H231V114L233 115V113H232L233 111H232V112H231V110L229 111L228 108L226 107L225 109L228 110L229 113L231 112V114L228 115V114H227V111H226L225 109H223ZM88 108H89V109H88ZM114 108H115V109H114ZM134 108H136V109H134ZM182 108L184 109L183 113H185V115H183V114L181 113V110H183ZM200 108H201V107H200ZM207 108H208V110H210L209 107H207ZM207 108H206V109H205V108H204V109L202 108V109H203L202 111L205 110V111L208 112ZM124 109H126V112L124 111ZM197 109H196V107H195V110H196L197 113H198L199 110H200V112H202L201 109H199L198 111H197ZM100 110H101V112H102V111H103V112L101 113ZM116 110H118V112H120V111H121V112L124 111V113H126V114H124V113H123V114L126 115V116H129V117L125 118V119H127V120H122V121H125L124 124H123V122L120 120V119L124 118L123 115H122V116H119L121 113L116 114V113H117ZM132 110L130 109L129 111L131 112ZM135 110H137L136 113H135ZM148 110H149V109H148ZM150 110H151V109H150ZM152 110H153V109H152ZM152 110H151V112L149 111L150 113L146 112V115H147V113H148V117H149V119H150L151 117H153V115H152V113H153ZM224 110H225V111H224ZM242 110H243V111H242ZM111 111H112V112H111ZM113 111L116 112V113H114ZM205 111L202 112V113H200V114H201V115L203 114V116H204ZM210 111H211V110H210ZM238 111H239V110H238ZM246 111H245V113H247ZM87 112H88V113H87ZM194 112H195V111H194ZM196 112H195V113H196ZM138 113H139V112H138ZM245 113H244V114H245ZM93 114H92V116H93ZM131 114H132V112H131ZM173 114H174V113H173ZM173 114H172V115H173ZM192 114H193V115H192ZM205 114H206V113H205ZM220 114H219V115H220ZM224 114H225V115H224ZM247 114H248V113H247ZM29 115H31V113L28 114V116L26 117V120H27L28 118H29L30 120L32 119V117H33V113H32V117H31V118H30ZM83 115H82V116H83ZM98 115H99V116H98ZM114 115H115L116 117H115ZM137 115H138V114H137ZM150 115H152V116L150 117ZM177 115H173V116H172L173 119H174L175 116L177 117ZM181 115H183L184 117L181 116ZM198 115H199V114H198ZM232 115H231V116H232ZM237 115H238V116H237ZM96 116L101 117V120L103 121V123H102V121H100V119H99L98 117H97V119H96ZM102 116H103V117H102ZM132 116L134 117L133 119L130 118V117H132ZM178 116H179V115H178ZM196 116H197V115H196ZM228 116H229V117H228ZM112 117H113L114 119H113ZM137 117H139V116H137ZM176 117H175V119H176ZM233 117H230V118L233 119ZM85 118H86V117H85ZM128 118H129V119H128ZM170 118H171V117H170ZM190 118H191V119H190ZM29 119H28V120H29ZM137 119L139 120V118H137ZM149 119H147V120L149 121ZM198 119H199V118H198ZM200 119H201V120H200ZM200 119L198 120V123H197V124H199V121H200V122L203 121L202 116H201ZM224 119H222V120H224ZM98 120H97V122H98ZM104 120H105V119H104ZM147 120H146L145 123L148 124V125H150V126H152V125H153L152 123H154V117L151 119L153 122L150 120V121H151L150 124H149V122H148ZM171 120H172V119H171ZM171 120H170V121H171ZM233 120H234V119H233ZM233 120L230 121V120L228 119L227 122L230 121V123H225V121H223V122L226 124V127H227L228 129H227L226 127H225V128H226L227 130H229V129L233 126L234 128H232V129L229 130V131H232V130L234 129V130H233V131H234L233 133L239 132V134H240V131L238 130V127H237V129H236V127L234 126V125H237V126H238L239 123H238L237 121L234 120V121L237 122L238 124H237V123L232 124V123H234ZM247 120H248V119H247ZM110 121H111V123H110ZM120 121H121V122H120ZM178 121H177V122H178ZM185 121H188L187 117H186V120H185ZM243 121H242V122H243ZM115 122H116V123H115ZM180 122H182V123H180ZM196 122H197V121H196ZM94 123H95V122H93V123H89V124L87 123L90 127L86 124L87 126L85 125L86 127H85L84 130H86L87 127H88V128H87L86 132L83 131V134H84V133L87 134V133H88L87 131H88L89 129H91V127L93 128V126H94L93 124H94ZM112 123H114V124H112ZM128 123H129V122H128ZM169 123H170V122H169ZM201 123H202V122H201ZM201 123H200V124H201ZM243 123H244V122H243ZM246 123H247V125L249 124L247 121L245 122V124H246ZM109 124H112V126H114V127H111ZM146 124H145V127H149V126H146ZM151 124H152V125H151ZM188 124H190V125H188ZM200 124L197 125V126H198V127H197V126H196V123H195V126H194V127H197V128L199 129ZM228 124H229L230 127H228ZM231 124H232V126H231ZM241 124H242V123L240 122L239 127H240ZM91 125H93V126H91ZM96 125H95V126H96ZM107 125L104 124V127H105V129H108V130H109V127H108ZM121 125H119L118 127L120 128ZM169 125H170V124H169ZM183 125H184L185 127H183ZM201 125H202V124H201ZM223 125H224V124H223ZM243 125H244V124H243ZM243 125H241L242 128L240 127V130H242V131H243ZM262 125H263V124H262ZM262 125H261V126H262ZM95 126H94V127H95ZM106 126H107V128H106ZM141 126H142V128H143L144 124L142 123ZM180 126H181L182 128H181ZM190 126H192L193 129H192ZM224 126H225V125H224ZM118 127H117V129H118ZM145 127H144V128H145ZM175 127H178V128H175ZM187 127H188V128H187ZM189 127H190V129H189ZM122 128H121L120 130H118V131H121V132L125 133V131H126L125 128H123V129H122ZM200 128H201V127H200ZM247 128H250V129H251V128H254V127H251V125H250V126L248 125V126H246V129H245V126H244V130L246 131V132L244 131V132H245L244 135H245V136L248 135L249 140H251L252 138H254L253 136H254L255 129H254V131H252V129H251L250 131H252V132L249 131V134H250V133H253V134H250V137H252V138H250V137H249V134H247V131L249 130V129H247ZM114 129H115V128H114ZM117 129H115V130H117ZM183 129H182V130H183ZM235 129H236V130H235ZM256 129H257V128H256ZM262 129H264L263 126H262L261 130H262ZM32 130H33V129H32ZM110 130H111V129H110ZM123 130H124V131H123ZM191 130H190V131H185L184 134H187V133L189 134L190 132L192 133ZM196 130H197V129H196ZM196 130H195V132L193 131V135H199V134H197V133H198V131H199L200 129H199L198 131H196ZM237 130H238V131H237ZM257 130H258V129H257ZM261 130H260V131H261ZM33 131H34V130H33ZM113 131H114V130H113ZM118 131H116L115 133H117L118 136H119V133H120V132L118 133ZM166 131H167V130H166ZM166 131H165V132H166ZM168 131H169V130H168ZM168 131H167L166 133H169ZM229 131H228V132H229ZM258 131H259V130H258ZM258 131H256V133H255V138H256V136H257V137H260V136H258V134L260 135L261 132H259V133L257 134ZM31 132H32V131H31ZM35 132H36V130H35ZM165 132H164V134L166 135V136H165V140L162 139V141L165 142V141H166V138H167L166 145H168V144H169V141H168V140H170L169 138H170L171 136H170V134H169V137H168V134H166ZM183 132H184V130H183ZM262 132H263V130H262ZM126 133H128L129 135H131L130 132H126ZM135 133H136V132H135ZM135 133H133V135H134ZM194 133H195V134H194ZM230 133H232V132H229V134H230ZM233 133L230 134V135H232V136L235 137V138L237 137V139H238V137H240L238 133L236 134V136H234L235 134L233 135ZM242 133H243V132H242ZM242 133H241V135L243 136ZM263 133H264V132H263ZM33 134H34V132H33ZM99 134H100V133H99ZM99 134H98V137H97L98 140H100V138H99ZM121 134H122V133H121ZM128 134L126 135V138H127L128 142H129V141H132V138H131V137H132L133 135H132V136H129L130 138L128 139ZM246 134H247V135H246ZM189 135H191V134H189ZM237 135H238V136H237ZM251 135H252V136H251ZM263 135H264V134H262L261 136H263ZM100 136H101V134H100ZM123 136H124V134L121 135V137H122L123 139L121 138L122 140H121L120 142H123L122 144H124L125 142L128 143L127 140H126V138L123 137ZM134 136H136V137H135V138H136L135 141H137V139H139V137H140L141 135H140V134H135ZM134 136H133V137H134ZM232 136H228V137H232ZM245 136H244V138H247V137H245ZM119 137H120V136H119ZM137 137H138V138H137ZM141 137H142V136H141ZM141 137H140V138H141ZM162 137H163V136H162ZM162 137L160 136V141H161V138H162ZM163 138H164V137H163ZM240 138H242V137H240ZM248 138H247V139H248ZM261 138H262V141H264L263 137H260V139H261ZM38 139L40 140L39 142H41V139H40V138H38ZM38 139H37V136H36V138H35L36 141L34 140V141H35L34 144H36V146H38V144H41V143H42V142H41V143H38V142H37ZM45 139H46V138H45ZM124 139H125V140H124ZM130 139H131V140H130ZM247 139H246V141H245V139H243V140L238 139V140H239V142L242 141L241 143H244V141H245V144H246V142H249V140H247ZM14 140H15V139H14ZM14 140L12 139V141H14ZM123 140H124L125 142H124ZM255 140H256V142H257V143H256L257 145H255V142H253L254 140H251V142H253V145H252V144L250 145V142H249V145H248V143L246 144L247 150H248V148H249L248 151L254 149L256 146H258V147H256L258 151L261 149V152L256 151V148H255L254 150H252V154H254V153H253L254 151H255V153L257 152V154H254V155H253V156H254V158H253L254 161L257 159V158H255L256 155L258 156V155L260 154V156H258V157H260V158H261V156L264 157V155H263L264 151H262L263 148H264V145H263L264 143H263L261 140H259V141H261V143H262V144H261L262 146H261L260 143L258 144V142H259V141H257L258 138L255 139ZM12 141H11V142H12ZM42 141H43V142H46V141H44V140H42ZM154 141L156 142V140H154ZM160 141L158 140L157 143H158V142L160 143ZM162 141H161L160 144H162V146H163V145L165 146V143L163 144ZM171 141H172V140H171ZM15 142H16V141H15ZM132 142H133V144H135V142H134V138H133V141H132ZM138 142H140V141L138 140ZM12 143L15 144L14 142H12ZM37 143H38V144H37ZM97 143H99V142H97ZM148 143H149V142H148ZM148 143H147V144H148ZM152 143H153V142H152ZM152 143L150 142V144H148L150 147L147 145V146H148V149H146V150L149 151L150 148L153 149L152 147H154V146L157 145V144L155 145V143H153V145H154V146H153ZM159 143H158V144H159ZM167 143H168V144H167ZM42 144H43V143H42ZM119 144H121V143H119ZM129 144H132V143H128L127 145L125 144L126 147L123 146V145H122V147H121V145H118L117 148H118V150L120 149L119 151H122V153H123V154L120 153V155H121V154H122V155L126 154V153H125L126 151L128 152V153L125 155V156H127V159H126V157H125V161L128 162V163H126V162L124 161V157H123V156H122V158H123V161H124V162L121 161V163L126 164V167H125V165L123 164V168H124V169L126 168V170H128L127 168L130 167L131 170L133 171V168H134L135 166H138L139 164H138V165H135V162H136L137 160L134 159V158L132 159V157H135V156L137 157V154L135 155L136 152H135V150H133L134 148L131 150V147H133L134 145L132 144V146H131V145H129ZM160 144H159V145H160ZM172 144H173V146H174V143H173V142H172ZM201 144H202V143H200V145H201ZM247 145H248V146H247ZM34 146H35V145H34ZM36 146H35V147H36ZM39 146H41V145H39ZM39 146H38V147H39ZM43 146H45V145H42V147H43ZM151 146H152V147H151ZM249 146H251V147L254 146V148H253V147L250 148ZM259 146H260L261 148H259ZM38 147H36L35 149H37ZM60 147H61V149H60V148H58V149L61 150V152H62L63 147H62V146H60ZM127 147H129L130 149L127 150V149H128ZM39 148H41V147H39ZM39 148H38V149H39ZM124 148H125V150H124ZM126 148H127V149H126ZM43 149H44V148H42L41 151H42ZM58 149H57V150H58ZM151 149H150V151H151V153L153 154V152H152ZM155 149L158 150V145L156 146ZM159 149H160V148H159ZM59 150H58L57 152H59ZM156 150H155L154 153H155V154L157 153L158 156H157V155H156V156L159 157V156L161 155V154L159 155V153H160L159 151H160V150H158L157 152H156ZM119 151H118V152H119ZM130 151H131V152L134 151V152H133V153H134V156H133V153H132V154H129V153H131ZM153 151H154V149H153ZM36 152H37V151H36ZM38 152H40V151H38ZM158 152H159V153H158ZM262 152H263V153H262ZM248 153H249V152H248ZM261 153H262V155H261ZM155 154H153V156L151 155L152 158H155V156H154ZM249 154L252 155V154H251V151H250ZM149 155H150V154H149ZM157 157H156V158H157ZM128 158H129V160H128ZM159 158H160V157H159ZM251 158H252V156H251ZM163 159H165V158H163ZM163 159H161V160H162V163H161V161H160L161 164H160V163H158V164H160V166H162V167L164 166V169H165V166H166V165H169V164L171 163V161H170L169 158H167V157H166L167 160H163ZM257 160H261V159L258 158ZM116 161H118V163L120 162V160H116ZM163 161H164V162L166 161L165 163H167V164H164ZM167 161H169L170 163H168ZM73 162H74V163H73ZM73 162H72V165H73V166H76L77 169L80 170V171L78 170V171L80 172V174H79V172H77V171H76V168H75L74 170H75L76 172L73 173V174L75 175V174L77 173V174H76L77 177H78V174H79V175L82 174L83 177H84V179H86V177H85V176H86V173L83 172V171H81L82 168H81V165L79 164V161H78V160H77V161L74 160ZM76 162H78L79 165H77ZM137 162H138V161H137ZM137 162H136V163H137ZM115 163H116V162H114V164H113V163H112V164L115 165V166H117L118 164L116 165ZM138 163H139V162H138ZM112 164H111V165H112ZM128 164H129V167H127ZM109 165H110V164H109ZM134 165H135V166H134ZM196 165H197V164H196ZM166 167H168V166H166ZM169 167H170V165H169ZM197 167H198V168H202V167H199V166L197 165V166L194 167V169L197 168ZM252 167H253V166H251V167L249 166L248 169L250 170V168H252ZM72 168H73V167H72ZM108 168H110V167H108ZM138 168H139V167H138ZM138 168L135 167V169H137V170H138ZM198 168H197V169H198ZM262 168H264V167H262ZM70 169H71V166H70V168H69V171H70ZM139 169H140V168H139ZM167 169L169 170L170 168H167ZM167 169L165 170L166 172H167ZM204 169H206V172H207V173H208V172H211L210 170L208 171V168H203L202 171H201V173H202V172H203V173L200 174L199 176H204V175H205L206 172L204 173ZM248 169H247V171H249ZM71 170H72V169H71ZM74 170H73V172H74ZM126 170H125V171H126ZM137 170H135V171H137ZM162 170H163V169H162ZM195 170H196V169H195ZM253 170H254V169H253ZM69 171H68V175L72 172V171H70V172H69ZM128 171L130 172V169H129ZM135 171H133V172H135ZM165 171H164V172H165ZM64 172H65V171H64ZM109 172H111L110 169L106 172V175H109V174H108ZM197 172L199 173V171H197ZM197 172L194 171V173H197ZM234 172H235V171H234ZM249 172H250V171H249ZM263 172H264V171H263ZM126 173H128V172H126ZM130 173H132V172H130ZM198 173H197V175H198ZM207 173H206V174H207ZM211 173H212V172H211ZM251 173H252V172H251ZM73 174H72V176H71V174L69 175V176H70L69 179H72V177H73V179L75 178L76 175L74 176ZM166 174H168V173H166ZM209 174H210V173H208V175H206L207 179H206L205 177H203V178L198 177V180H197V181H199L200 179H203V180L200 181V182H203V184H204V183H207V182L204 181V179H206V181H210L209 183L211 184V183H212V182H211V179L208 180V178H209L208 176L213 177L214 175L212 176L213 173H212L211 175H209ZM219 174H220V173H219ZM219 174H217V175H219ZM253 174H254V172H253L251 175H253ZM263 174H264V173H263ZM82 175H81V177H82ZM110 175H111V174H110ZM110 175H109V176H110ZM194 175H196V174H194ZM247 175H249V174H247ZM215 176H216V174H215ZM79 177H80V176H79ZM79 177L76 178L77 181L75 180V181H74L75 183L72 184L73 187L75 186L74 184H76L75 187H76L77 189H78L79 186L81 187V186L84 184V181H85V180L83 179V183H82V178H81V177L79 178ZM220 177H221L222 179H221ZM220 177L218 176V179H219V180H220V179L223 180V177L221 176V174H220ZM107 178L109 179L108 176H107ZM107 178L105 179L106 182H107ZM194 178H195V177H194ZM196 178H197V176H196ZM199 178H200V179H199ZM213 178H215V177H213ZM73 179H72V180H73ZM78 179L81 181V184H82V185L79 184V183H77V182L79 181ZM215 179H217V177H216ZM218 179H217V180H218ZM194 180H195V182H196V179H194ZM219 180H218V183H220V181H221V180H220V181H219ZM80 181H79V182H80ZM212 181H213V179H212ZM195 182L193 181V186H195V185H194ZM200 182H199V184H200ZM70 183H72V181L69 182V185H70ZM196 183H197V182H196ZM221 183L223 184L224 181H222ZM199 184H198V185H199ZM201 184H202V183H201ZM213 184H214V186H217V185H218V184H216V181H215V180L213 181ZM215 184H216V185H215ZM72 185H70L69 187H71ZM205 185H206V184H205ZM224 185H225V184H224ZM226 185H227V184H226ZM226 185H225V186H226ZM83 186H84V185H83ZM196 186H197V184H196ZM199 186H200V185H199ZM207 186H208V183H207ZM214 186L211 184L210 188H211V187L213 188ZM218 186H221V185L219 184ZM218 186H217V187H218ZM228 186H230V184H229ZM260 186H261V185H260ZM75 187L73 188V190L75 191L74 193H75L76 195L79 196V193L83 190L82 188H84V187H82L81 189H79V191H77V190L75 189ZM208 187H209V186H208ZM217 187H216V188H217ZM256 187H257V185H256ZM263 187H264L263 185H262L261 187H259V189L262 188L260 191H262V190L264 189ZM195 188H196V187H195ZM210 188H206V189H207L206 191H208ZM212 188H211V189H212ZM214 188H215V187H214ZM225 188H226L227 190L230 191L229 193H227L228 191H226V195H227V194H228V195L231 194V189H229V187H228V188L225 187ZM71 189H72V188H71ZM138 189H139V188H138ZM138 189L136 190V192L138 191ZM196 189H197V188H196ZM259 189H258V188H257V190L254 189V191H257L256 193H254V191H251V192H253L254 196H255L256 194H257V196H258V193L260 192ZM73 190H71L70 192H72ZM252 190H253V188H252ZM214 191H215V189H213L212 192H211V190L208 192V193L211 192V195H210V194L208 195V193L206 192V193H205V194H206L205 196H206V197H208V196H212V193H213ZM258 191H259V192H258ZM76 192H78V194H77ZM72 193H73V192H72ZM232 193H234V190H233ZM75 194H74V195H75ZM76 195H75V196H76ZM203 195H204V194H203ZM207 195H208V196H207ZM75 196L72 195V199H73ZM78 196H76L77 200H78ZM155 196H156V195H155ZM155 196H154V197H155ZM233 196H236V194L234 193ZM250 196L252 197V194H251ZM250 196H249V199H250ZM257 196H255V197H257ZM156 197H158V196H156ZM214 197H215V196H214ZM214 197H213V198H214ZM229 197H230V196H229ZM255 197H254V198H255ZM70 198H71V196H70ZM76 198H75V199H76ZM210 198H211V197H210ZM226 198H228V197L226 196ZM234 198H235V197H234ZM113 199H114V198H113ZM113 199H112V200H113ZM206 199H207V201L209 202V199H208V198H206ZM232 199H233V198L231 197V200H232ZM238 199H239V198H238ZM211 200L213 201L212 198H211ZM215 200H217V199H215ZM215 200H214L213 202H215ZM225 200H226V202H227V199H225ZM228 200H229V198H228ZM234 200H235V199H234ZM239 200H240V199H239ZM239 200H238V201H239ZM252 200H253V198H252L250 201L252 202ZM258 200H259V201H258ZM261 200H264V199H263V198H262V199H261V198L259 199V197H258V198H257V202H256V198H255V201L253 200L252 203H254V204L256 203V205H257V204H259V202H260V204H261ZM74 201H75V200H74ZM113 201H114V200H113ZM204 201H205V199H204ZM236 201H237V200H236ZM236 201H235V202H236ZM238 201H237V204L233 202L235 208H236L237 206L239 207V205H238ZM115 202H116V200H115ZM205 202H206V201H205ZM205 202H204V203H205ZM226 202H225V203H226ZM111 203H112V202H111ZM111 203H110V204H111ZM204 203H203V204H204ZM229 203H230L229 205L232 204L230 200H229ZM239 203H242L241 200H240ZM263 203H264V202L262 201V204H263ZM207 204H208V203H206L205 206H204V205H203V206H204V207H210L212 211H210V208H208V209L205 208V210L207 209V210L210 211V212H213V210H214V211L217 212V210H216L215 208H214V209L212 208V207H215V206H212V205H214L215 203L212 204V202H211V203L209 202V204H208V205H207ZM217 204H220V202H219L218 200H217ZM227 204H228V202H227ZM242 204H243V203H242ZM254 204H253V205H254ZM260 204H259V209H261V208L264 206V204H263V205H262V204L260 205ZM111 205H112V204H111ZM206 205H207V206H206ZM209 205H210V206H209ZM229 205H228V206H229ZM235 205H236V206H235ZM243 205H244V204H243ZM243 205H242V206H243ZM218 206H219V205H218ZM228 206H227V207H228ZM204 207L201 206L200 210H201L202 208H204ZM216 207H217V205H216ZM231 207H232V205H231ZM238 207H237V208H238ZM248 207H250V206L248 205ZM257 207H258V205H257ZM217 208H218V207H217ZM232 208H233V207H232ZM235 208H233V210H235ZM243 208H244V207H243ZM263 208H264V207H263ZM263 208H262L260 211L264 210ZM228 209H230V211H232L231 208H228ZM241 209H242V207H241ZM241 209H240V210H241ZM246 209H247V208H246ZM251 209H252V207H251ZM242 210H243V209H242ZM256 210H258V208H256ZM201 211L204 212V214L202 213V215H204V217H205V213H206V214H210V213H208L207 211L205 212L204 209L201 210ZM230 211H229V212H230ZM236 211H237V209L235 210V212H236ZM249 211H250V210H249ZM253 211H254V210H253ZM216 212H214V213H216ZM239 212L241 213V212H243V211H238V214H236V215H239ZM244 212H245V211H244ZM246 212H247V211H246ZM258 212H259V211H257V213H255V211H254L253 213H254L255 215L259 216V217H260V215H261V217H262L261 212H260V215L258 214ZM199 213H200V212H199ZM253 213H252V215H253ZM230 214H231V212H230ZM241 214L243 215V213H241ZM241 214H240V215H241ZM246 214H247V213H246ZM249 215H250V214H249ZM249 215H247V216H249ZM252 215H250V216H252ZM200 216H201V214H200ZM231 216H232V214H231ZM233 216H235V215H233ZM139 217H141V216H138V219H137V220H139ZM206 217H207V216H206ZM235 217H236V216H235ZM238 217H239V216H238ZM238 217H236V218L238 219ZM245 217H246V216H245ZM245 217H244V218H245ZM261 217H260V218H261ZM136 218H137V216H136ZM231 218H232V217H231ZM236 218H235V219H236ZM242 218H243V217H242ZM242 218L240 217L239 219H242ZM244 218H243V219H244ZM247 218H249V217H247ZM247 218H246V220H247ZM253 218H256V219H255L256 222H254V220H253V221H250V223H249V221H248V223H249L250 225H251V222H252V225H253V223H255V225H256V223H257V221H258V219H257L258 217L252 216V217H251V220H252ZM262 218H263V217H262ZM235 219H234V220H235ZM243 219H242V220H243ZM141 220H142V218H141ZM232 220H233V218H232ZM246 220L244 219L243 221L245 222ZM248 220H249V219H248ZM260 220H261V222H262V221L264 220V218H263V219H260ZM260 220L258 221L257 224H259ZM139 221H140V220H139ZM236 221L238 222V220H236ZM240 221H241V220H240ZM243 221H241V222H239V223H240V224L242 223V224H244V225H247V224H248V223H247V224L244 223ZM231 222H232V221H231ZM233 223H234V221H233ZM233 223H232V224H233ZM232 224H231V225H232ZM240 224H239V225H240ZM249 224L247 225V227L250 228L251 226H249ZM263 224H264V222H263ZM255 225H254V227H255ZM233 226H234V225H233ZM257 226H259V227H260V226H261V227L263 226V228H264V225H262V223H260V225H256V227H257ZM240 227H243V225H242V226L240 225L239 227L237 226V227H235V228H240ZM245 227H246V226H245ZM245 227L243 228V230H246ZM247 227H246V228H247ZM252 227H253V226H252ZM252 227H251V230H252ZM256 227H255V228H256ZM232 228H234V227H232ZM255 228H254L253 230H255ZM257 229H258V228H257ZM257 229H256V230H257ZM260 229H261V228H260ZM220 230H224V229L220 228ZM235 230H236V231H235V233H236V232H237V229H235ZM239 230H240V229H239ZM239 230H238V231H239ZM241 230H242V228H241ZM251 230L249 229L248 231L251 233V235H253V233H252L253 230H252V231H251ZM217 231H218V230H217ZM217 231H216V233H217ZM257 231H258V230H257ZM222 232H223L222 234H224V231H222ZM240 232H241V231H240ZM240 232H239V233H240ZM242 232H243V231H242ZM246 232H247V231H246ZM249 232H248V235L250 234ZM253 232H255V231H253ZM260 232H261V230H260ZM218 233H219V232H218ZM258 233H259V232H258ZM258 233L255 232V234H258ZM263 233H264V232H263ZM237 234H238V233H237ZM240 234H241V233H240ZM243 234H245V236H248V235H246L247 233H245V232H244ZM255 234L253 235L254 237L252 236L253 239L255 238ZM260 234H261V233H259V236H260ZM214 235H215V234H214ZM219 235H221V231H220L219 234L215 235V238L217 239ZM261 235H262V237H260V238L263 239L264 234H261ZM221 236H222V235H221ZM221 236H220V237H221ZM237 236H239L240 239H243V238H244V239H247L246 237H241L240 235H237ZM242 236H244V235H242ZM257 236H258V235H257ZM257 236H256V237H257ZM212 238H213V237H212ZM234 238H235V236H234ZM258 238H259V237H258ZM258 238H256L257 241H258ZM236 239L238 240V238H236ZM240 239H239V240H240ZM212 240H213V239H212ZM217 240H218V239H217ZM259 240H260V239H259ZM263 240H264V239H263ZM263 240H262V241H263ZM213 241H215V239H214ZM242 241L244 242L245 240H242ZM246 241H247V240H246ZM247 242H248V241H247ZM247 242H244V243H247ZM258 242H261V240L258 241ZM231 251H232V250L230 249V252H231ZM263 253H264V252H263ZM229 254H230V253H229ZM230 255H231V254H230ZM231 256H233V254H232ZM231 256H228V259H230V260H232V261L234 262V261L236 260V258H235V256H233V257H234L233 259H235V260H233V259L231 258ZM262 256L264 257V255H262ZM229 257H230V258H229ZM236 257H237V254H236ZM237 258H238V257H237ZM246 258H247V259H246ZM246 258L244 259L245 261L243 260L244 262H246V260L248 261V257H246ZM238 259H240V258H238ZM242 259H243V258H242ZM240 260H241V259H240ZM260 260H261V259H260ZM262 260H264V259H262ZM236 261H237V260H236ZM236 261H235L234 264H236ZM243 261H241V262L243 263ZM233 262H232V263H233ZM237 262H239V261H237ZM260 262H261V261H260ZM263 263H264V262H263ZM237 264H238V263H237ZM240 264H241V263H240ZM244 264H245V263H244ZM258 264H259V263H258ZM260 264H262V262H261Z\"/></svg>",
    "mask_w": 264,
    "mask_h": 264
}]
</instances>
